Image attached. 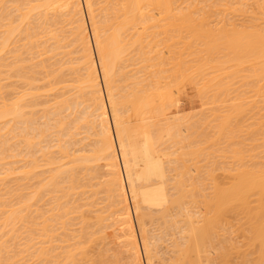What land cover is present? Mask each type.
Masks as SVG:
<instances>
[{"label": "bare ground", "instance_id": "6f19581e", "mask_svg": "<svg viewBox=\"0 0 264 264\" xmlns=\"http://www.w3.org/2000/svg\"><path fill=\"white\" fill-rule=\"evenodd\" d=\"M1 1H0V3H1ZM4 1L5 0H3L2 3H4ZM11 1H12V4L14 5L13 9L15 8L14 10H16V12H18V13L20 12V14H18L17 17H16V15H14L13 17L12 16L10 17L8 12L11 10L13 11V9L9 10L8 12H7V10H8V8L9 9L11 8L12 4L10 7L8 6V8L6 7L5 4H3L5 6L0 4V6H2L1 8L3 9V11L0 12L1 13L0 21H2V23L0 22V26H1V28L3 27L2 30H4L3 32L2 31L0 32V40H1L0 46H1V48H6V46L9 44V41L11 40V36L13 37V35H15V33H18V34L22 33V34H24V36L28 35V37L25 38L26 40H30V38H32V37L34 40H36L35 38L36 37L38 38V35L39 36H42L41 34L46 35L45 39H47V41L48 40H50V42L53 41L52 44L49 46V49L47 48L46 51H44V49H46V48L43 47L44 48L43 49V48L39 47L41 45L45 46L44 42H43V44L40 43L41 41L37 43V44H39V43L41 44V45H38V47L40 48L39 49L37 47V45H35L36 41L35 42L33 41L34 42L33 47H36L37 49H39V51L42 50V53L44 51L45 54H46V52H49V54H50V51L51 52L53 51L52 53H53V55H55V52H59V51H61V49L62 50L65 49V51H67L69 48L71 49V47L74 46V48H72L71 50L69 49V52H67V53L65 51L63 53H62V51L59 52L60 56L62 54L64 55V53L68 54V56L62 55L61 58L63 61L57 62L56 65H59L58 66L59 69H57L58 73L56 72V70L53 69L54 72L57 73V75L53 72L52 67H51V70L49 68L50 73H54L53 79L51 77L52 74L50 75L48 72L49 70L45 71L44 77L47 76L46 72H48L50 79L48 77L47 78L49 80L52 79L51 81H53V84L51 83L52 85L50 84V87L51 86L57 87L60 85L62 86V87L60 86L61 88L59 87L60 89L58 91H60V92L57 91L58 93L54 94L56 96L52 97V98H54L53 102L49 100L50 103L52 102L54 104L51 103V105H50V103H49L48 105H50V108L52 106L53 107L50 109L49 107L44 106V109H43L44 111L42 110L44 113L41 112L42 116L37 117V115H36L37 118L42 117L45 120V122H43L40 125H37L38 122H36V119H35L36 117H34V115H35L34 113H36L37 111L36 112L33 111L34 113L32 111H30V108L33 109L34 107H36L34 105H39V103L38 104L36 103V99L38 98L39 95H34V93L33 94L32 93H29V94L28 93L27 94L21 93L19 95V92H18V95L16 96L15 100L11 99V100H9L11 102H9V103L5 102L0 107V121L6 120L5 121L6 124H5V122L3 124V121H2V124H1L2 125V128H1L2 131L1 132L3 133V130L7 127L6 129L8 132L3 133L6 136V138H7V136L9 137V135L12 133L13 134V136L11 134L12 137H14L16 135L15 138H17V140L21 139L20 143L21 142L23 143V141H24L23 148L27 147L24 152H22L21 149H18L20 151H18L19 153L16 152V154H17L16 156H18L20 154L21 160H24L23 156H25V155L23 153H25L26 150H28V149H29V151H27V152H29L30 154H32L30 152V150H32V149L36 150L35 153L32 150V152L34 154H39L40 152H43L44 150H45V154H46L47 149H48V151L51 152V150H49V149L52 148L53 146L50 144L51 141L50 140L48 141V139L54 138L53 140L55 141L56 147L59 149L58 152H60V154L57 151H55V152H57L58 155H62L60 157L59 161H57V162L61 163V159L65 160V163L63 162L64 164L62 163L61 166H58L57 164H54V162L57 160L56 159L57 156H56V158H55L56 160H55V159H51V157L54 155H52V156L50 155L51 157H49L48 153H47V155H44V153L39 155L40 159L44 157L42 160L47 159L46 156H48L49 160H51V161L54 160L53 162H51L49 160H45V161H48L51 164L53 163V165H57L58 168H55V170L53 172L50 171L51 174L49 173V176L50 175H52V176L50 178H47V179H50V181L49 180H48V182L45 181L46 183L40 184V186L37 184L38 186H36V188L37 187H40V188L37 189L34 193L32 192L33 193L32 199L35 200L40 195H42L41 194L42 191L43 192L49 191L47 189L48 188L50 189V187L46 188V186H45V185H47V183L49 186L51 185L54 188L58 187V185L62 186L61 182H58L59 184L57 183V180L61 179V177H62V180L63 179L65 180L64 181L65 183H66V181H68V184L63 183L64 184L63 187H65L66 185H69L70 186L69 189H71V188L73 189L74 186H76V185L73 186V184L77 180V177H78L77 175H79L81 173V172H79V173L76 172V170L82 171V173L85 171L86 172L88 171V173L90 172V174L86 173V175L88 174L86 176V178H89L90 175L93 178L92 175H94L96 173L95 172L96 169L93 170L95 168V166L97 167L98 165H101L104 163L101 166L104 167V171H108V174H105V176L106 175L107 176L104 177L106 179V181L103 182V180H102V182H100V184H101V186H103V189L105 190L104 192L107 194L106 196L109 199L110 209L113 208L112 214L115 217H113L111 222L113 220H114V222L112 225L105 227L107 224H106V222L104 223V221L105 220L107 221L109 219V217L110 218H112V217L110 215H109L108 219L101 217L102 215L100 216L99 213L102 210L100 209L101 211L99 210V213L97 216L98 218H95V219H97L95 221H98V222H96L97 223L96 225L100 226V228L102 227V230L98 234V235H100V233H101V235H100L101 237L97 238L98 236H94V235H97L96 234V233H98L97 230L98 231L100 230V228L95 225V227L97 228L96 231H94L92 229L93 233H92V231H90L91 235L88 234L89 237H88V235L87 236L84 235L88 239V240L85 239V242L89 241L87 243H89V244L93 243L91 241V239H93L94 237H95V239H93V240H95V241H99L100 238H101V240L103 239L104 241H106L107 239L110 240L111 242L110 241H107V242L114 244L115 245V246L113 245L114 247H118V248L120 247V249L122 250V253L125 255V259L127 261L126 262L127 264H213V263H215V264L216 263L217 264H264V170L262 168V166H264V165L260 166L262 168V169H260L261 171L258 170L260 168L259 165L258 166L256 165L258 167V169L255 167H252L253 168V170L251 168L252 173L250 172L251 170H249L250 168H248L249 166H247L248 169H246V166H243L244 165L243 163H241V164L239 163L241 166H238V168H241V170L238 168H235L234 170H236V169L237 170L234 173H233L232 168L223 169L222 171L225 170L223 172L224 175L228 176L230 174L229 178L230 177L233 178V175H234V180L231 179L232 180V181L230 180L231 182L226 180L227 183H230V184L228 187L225 188V187H223L224 185L222 184L223 183L222 180L216 181V180H220V177L218 175H217L218 176L217 177L216 174H214L216 171L211 170V169H214V166L216 165L215 161H217V160H215V161L213 160L215 163H213V161H212L211 164H208V161L209 160L211 161V157H212V159H214L215 155H217V154L214 155V153H216V151H218L217 153L221 152L219 155H221L223 153L222 151H225V152L227 151V150H222V149H221V151L220 150H213V147L218 148L216 141H214V140H217L218 143L220 142L221 144H223L222 142H225V141H226L225 143H228L227 141L228 140L230 141L234 137V134H236V131H238V129H239L238 133L241 134L240 131L243 128L241 129L240 127H238L239 126L238 124H237L238 126L236 125V127H235L234 123H236L238 121V119L241 118V116H244L243 113L245 114L246 109H248V111L251 113V111L248 108V105H246L245 104L246 102H245V103H243V106H242L243 108H242L241 102H239V103L234 104L235 107L237 106L236 108H234L233 103L231 105V103L229 102L232 107L230 105H227V107L229 106L228 110L227 111L222 110L224 112L226 111L225 113L223 112V115H225V117L222 115L221 118H220V116H218L219 118H216V120L220 119L219 120L220 122L215 120V122H218V123H216L218 125L216 126V124H214L215 122L213 123L212 126H210V124H209L210 128H207V130H210L211 128H213V131L215 129V133L217 132L216 136H215L214 132L211 133V134H213V136L211 135V137L207 136V134H206L207 137H205L204 131H205V133L207 132L204 129L207 125L206 122L203 123L206 125L202 126L201 122H198L201 120L195 121V122L199 123V125H197V127L199 126V128H196V126H195L196 124L192 123V122H194V120H196V116L198 115V113L196 114V116L194 114L197 111L193 114L195 116V117L193 116L195 119H192V117H190V116H192V114L188 115V116L185 115V117H182V115H179L180 117L177 119V115L173 114V115L168 116V114L166 113L167 110L170 111V109H169L170 106L172 108L176 104L175 102L178 103V101H175L176 99L178 100V95L174 94L175 90H176L175 87L179 86L178 83H184V82H187L189 80H192L194 82L196 80L195 84L193 82L192 83L194 85H196L195 86V88H196L198 83L200 82L199 86H198L199 88L198 87L196 88V91L198 90L197 93L202 95L199 98V100L201 98H203V100L201 99L202 101H200V103L201 104H202V102L206 103V104L204 103L205 106H203V104L201 105L202 106V109H201L202 112H201V110L198 111V112H200V114L198 116L202 117V115H203L202 113L204 112L203 110H205V109H203V107H206L207 104L211 105L213 103V101L215 100L214 98H217L218 94L223 95V74H225V73H223V69H224L223 63H225V64L227 63V62H223V53H225V52H223V47H224V49H227L228 51H232L229 53H233V55H236V57H237L236 60H235V56H234V58H231V59H233L232 62L234 60H235V62H243L241 60L238 61L239 60L238 57L240 56V54L243 55V54L247 53L248 49L250 51H248L247 55H249L250 52H252L251 50H253V51L255 50L257 52V49H261L263 51L262 48H264V46H263L264 40L262 39L263 38L262 31L260 30L261 34H259V35H257V33H256L257 31H253V35L256 37L249 35L252 38L254 37L252 40L253 42L251 41V38H246L248 40L243 41L244 36L242 34H245V33L242 32V29L239 30L242 32V34L238 33L239 31L237 28H236L237 30L236 29L232 30L233 33H235V34L237 33V35L240 34L242 39H241L240 35L237 36L235 34L234 35L230 34L231 35L230 36L229 33L230 32L232 33V31L228 32V35H229L228 36L227 31L229 29L228 30L225 29V27L223 25V22H224L223 11H227L229 9L227 7L228 9L223 10L224 9L223 7L226 8V6H227L226 2L223 6V2L226 0H224V1L223 0H11ZM11 1L10 2L7 1V2H9V4H10ZM235 1H237V0H235ZM230 2H232V1L230 0ZM237 2L239 3L240 1H237ZM242 3H243V1H242ZM230 4H233V3H230ZM1 8H0V11H1ZM244 8H243V6L241 8V12H242L241 14H243V15H239V16H245L244 15L245 13H243V12L246 11L248 8H246V10L242 11V9H244ZM231 9L233 10L234 8L232 7ZM84 11L86 13V17H87L88 22L85 19ZM11 13H13V12H11ZM248 14L246 15V17L248 16ZM254 17H256V16H254ZM254 17H253L252 21L255 20ZM12 18H17V19L13 20ZM33 18L35 19L34 21L36 22V26L34 23H33L34 25H32L31 24L32 22H30L31 20L33 21ZM229 18H231V16ZM26 20H28V23L26 22L27 26L26 27L21 26V25H23V23H25ZM6 21H7V23L3 24V22H6ZM248 21H250V20H248ZM255 22L256 21H254V23ZM15 23H18V24L15 25ZM30 24H31V30L29 32L27 30L30 29V27H28V26H30ZM65 24L67 27L69 26V29L67 28L68 30H65L63 28V26ZM60 25H61V27H60ZM231 25H233V24H231ZM256 25H258V24H256ZM20 26H21V28H20ZM32 26H34V28ZM24 28L26 30H24ZM253 28H255V27H253ZM20 29H22V30L20 31ZM63 29L65 31H63ZM223 29L225 30V33H223V31H224ZM247 30H249V29H247ZM23 31H25V33ZM254 32H255V34H254ZM26 33H29V34H26ZM47 36H48V38H46ZM245 36H246V34H245ZM260 36H261V38H260ZM19 37H20V35H19ZM14 39H15V37H14ZM33 39H31V40H33ZM31 40L29 41L30 45L28 43L27 44H28V46H30L32 48L31 45H33V44H31L32 43ZM249 41H251V42H249ZM10 42H12V40ZM15 42H16V40H15ZM244 42H246V43H244ZM241 45H242V48H240ZM245 46H246V48H245ZM25 47H27V45ZM30 47H29V49H30ZM36 48L35 49L33 48L34 50L28 49V51H30L29 53L31 55H33L32 52H34L35 50H36L35 53L38 52ZM50 48H51V50H50ZM25 49H22V51ZM240 49L241 50L247 49V50H245V53H243L244 50L241 52ZM72 50H74L75 52H73V53L75 55L77 54V56H78L77 58L75 57L74 60L69 58V56L73 54V53H71ZM13 51H15V50H13ZM22 51H20V52L22 53ZM28 51H26V52H28ZM255 51L251 53L253 56H254V53H256ZM262 51L257 52L256 55H257L258 59H260V56L258 54H262L264 52V51L263 52ZM16 52H18V51H16ZM260 52H262V53H260ZM8 53L10 54L9 51H8ZM35 53H34V55H35L34 57H36L39 52L37 54H35ZM59 53L57 55H59ZM251 54L249 55V57L252 56ZM39 55L41 56V51H40ZM247 55H246V57H247ZM256 55H255V57H256ZM26 56H25V58H26ZM28 56H29V54H28ZM228 56H229V54H228ZM21 57H22V55H21ZM34 57H33V59H34ZM44 57H43V59H44ZM50 57H49V59H50ZM53 57H55V56H53ZM230 57H232V54L230 55ZM255 57H254V59H255ZM14 58H16V57H14ZM19 59H17V60H19ZM21 59L24 60V58H21ZM45 59H46V57H45ZM51 60H52V58H51ZM247 60H248V58H247ZM263 61H264L263 58H261V61H259V62H262V64H263ZM19 62L22 63V60ZM19 62H17V63H19ZM26 62L29 63L31 61H29V62L26 61ZM250 63H252V62H250ZM0 64H2V63L0 62ZM14 64L15 63H13L12 65L10 64V65L13 66ZM34 64L33 63L31 64L32 67H31V65H29L31 69H29V66L26 65V66H28L27 70H30L29 73L27 72L29 75H30V72L34 71V70H32V68L35 67ZM43 64H44V62H43ZM167 64L169 65V67L167 66ZM15 65H14L13 69L17 66V65L15 66ZM37 65H39L37 67L41 66L40 67L41 69L45 68L44 66L40 65V63H37ZM51 65H53V64H50V66ZM263 65H260V68H262ZM22 66H23V64L21 65V67ZM55 66H53V67H55ZM64 66H65V69L68 68L67 72L70 70V72H72V74H74L73 76H75L76 74H78V75L75 76V78H73V77L71 78V76H72V75H70L71 73L66 74L67 73L66 72L65 74L67 76H70V78L69 77L64 78L65 74H62V73H64V70L61 69V68H64ZM164 66H167V67L165 68ZM48 67H49V65H48ZM128 67H131V68L133 67L132 68L133 70L129 71V69H131V68H128ZM135 67H137V68H135ZM242 67L245 68V65ZM5 68H6V66H5ZM16 68H15V70L16 71L18 70V73L15 75H17V76L22 75V74H20V69L19 68L16 69ZM228 68H229V66H228ZM237 68H238V65H237ZM253 68H254V66H253ZM6 69H5V71H6ZM58 70H60V71H58ZM229 70H231V69H229ZM229 70H227V71H229ZM21 71H22V68H21ZM232 71L235 72V70H232ZM263 71H264V68L260 71V72H262L261 73L262 75L264 74ZM36 72L37 71L35 70V72H33V73H36ZM144 72H145V74H143ZM33 73H31V74L33 75ZM256 73L254 71V76ZM23 74H24V72H23ZM231 74H233V73H231ZM238 74H239V72H238ZM261 74H259V75H261ZM243 75H244V73H243ZM259 75L257 74V76H259ZM17 76H15V77H17ZM31 76H28L27 74L25 75V77H28V78H30ZM34 76L35 75H33V77ZM244 76H246V75H244ZM22 78L23 77H21V81L22 82L24 81V84L27 81H28V83L31 82V83H29L30 85L32 83H34L33 81L27 80L28 78H26L27 81L25 80V78H24V80ZM36 78H37V76H36ZM39 78H41V77H39ZM47 78H45L43 80L45 81ZM226 78H228V77H226ZM3 79H5V78H3ZM7 79H9V77H7ZM33 79H30V80H33ZM165 79L168 82L165 81ZM201 79L203 80L204 83L202 82ZM256 79H259V78H256ZM261 79H263V78H261ZM19 80H20V78H19ZM197 80L199 82H197ZM34 81L36 82L35 79H34ZM161 81L164 83L162 84ZM241 81H243V80H241ZM245 81H246V79H245ZM248 81L249 80H247V82ZM45 82H47V80ZM48 82H50V81H48ZM117 82H118V85H117ZM6 83H8V82H6ZM18 83H20V81ZM175 83H176V85H174ZM34 84H33V87L31 86V88H33V89H31L32 92H33V90L35 91L37 89V86L35 88ZM119 84H122V86ZM123 84H124V86H123ZM171 84L173 85V87L171 86ZM200 84L201 85L203 84V85L201 86ZM14 85H15V83H14ZM41 85L43 86V84H41ZM246 85L247 84H245V86ZM1 86H2V84H1ZM46 86L49 87V83ZM227 86H229V85H226V87ZM48 87L47 88L45 87V89L46 90L49 89ZM53 87H51V88H53ZM29 88L27 89L28 91L30 90ZM51 88L49 91H52V92L54 89H56V88H54L53 90H51ZM172 88H174V91L172 90ZM202 88L205 89V91H203ZM39 89H37V90L40 91ZM199 89H201V90L199 91ZM228 89H232V88H228ZM10 90L11 89L9 88V91ZM7 91L8 90H6V93H7ZM15 91H17V90H15ZM228 91L229 90H227V92ZM22 92H24V91L22 90ZM206 92H207L208 96H210L209 93H211V94L213 93V95H211V97L209 98V102H208V97L205 95ZM14 94H15V92H14ZM173 94L175 96L177 95V97L175 98V96ZM199 94H198V97L200 96ZM254 94H256V93H254ZM203 95L205 97H203ZM241 95H239V96L241 97ZM4 96H5V93H4ZM4 96H3V99H5ZM27 96H30L28 100L25 99V98H27ZM40 97H41V95H40ZM223 97H222V99H220V97H218V99L222 101ZM229 98H231V97H229ZM244 98H242V99L243 100L248 99V98H245V99ZM1 99H2V97H1ZM3 99H2V101H0L1 103L4 102ZM48 99H49V97H48ZM210 99L211 100L213 99V100L211 101ZM5 101H7V100H5ZM39 101H41V100H39ZM39 101H37V102H39ZM252 101H254V100H252ZM214 102H216V101H214ZM247 102H249V101H247ZM261 102H263V100ZM219 103H221V102H219ZM43 104L45 105L46 103L44 102ZM216 104H218V103H216ZM237 104L238 105L240 104V105L238 106ZM40 105H41V103H40ZM179 105H181V104H179ZM245 105H246V108L244 107ZM257 106H258V104H257ZM27 108H29L30 112L25 111V109H27ZM45 108L47 110H45ZM241 109H243L244 111H242ZM258 109L259 108H257L256 111L259 112L260 109L259 110ZM229 110H231V113L236 111V110L237 111L241 110L239 112H241L242 114L239 113V114H241V116H239V114H237V111H236V113L234 112L233 114H230ZM40 111H39V113H40ZM207 111H208V109H207ZM248 111L246 113H248ZM66 112H68V115L62 116V114L66 113ZM227 112H229L230 115ZM253 113L249 114L248 116H250V115L252 116ZM262 113H260V114H262ZM209 114H212V113H209ZM260 114H257V115L260 116ZM63 115H65V114H63ZM73 115H75V116L73 117ZM208 115H206V116L208 117ZM231 115H233L234 118L237 117L236 121H235V119H232L233 121L230 120ZM70 116H72V119L68 120V118ZM216 116H217L216 114H213L210 117V119L212 117H213L212 119H214ZM259 116H257V118L262 119V117L261 116L259 117ZM253 117H254V115H253ZM263 117H264V115H263ZM180 118L183 120V122ZM189 118H191V121H189L190 120ZM179 119H180V121H179ZM200 119H202V118H200ZM210 119L209 120L205 119V121L208 122V121H210ZM38 120L39 119H37V121ZM184 120L189 121L190 123L186 122ZM231 121L234 125L232 123H230ZM252 121H254L253 118H252L251 122ZM259 121H264V120H259ZM9 122H11L12 124L10 123L11 125L4 127V125H7V123H9ZM51 122H54V124H51ZM180 122H182L183 125ZM257 122L258 121H255L254 124L256 125ZM40 123H41V121H40ZM258 123H260V122H258ZM258 123L256 126H258ZM230 124L232 126H234L236 128V130L230 131L229 129H232V128L235 129L234 127H230L229 126ZM191 125L195 126V128ZM243 125L244 124L242 123L240 126H243ZM200 126H202L201 129H200ZM249 126H250V124H249ZM260 126H261V124H260ZM237 127H238V129H237ZM243 127H245V125ZM251 127H253V126L251 125ZM192 128L194 130H192ZM261 128H263V127H260V129ZM196 129H200V130L198 131ZM249 129H252V128H249ZM263 129L260 131H263ZM195 130H196V132L193 133V135L195 134L197 136H194V138H193V136H190V135ZM245 130H242V131H245ZM253 131H256V129L255 130L252 129V131L250 133H252ZM200 132L202 133L201 134L202 136L204 135L203 137H199ZM229 132H231V133L233 132V134H231ZM7 133H9V135ZM244 133L246 134V132H244ZM1 134H0V138H2L1 136H3ZM198 134H199V136H198ZM226 134L232 135L233 137H231V138L229 136L227 137V136H225ZM239 134H237L238 137H239ZM245 134H243V135H245ZM262 134H264V133H262ZM220 135L224 136V138L221 139L224 141H219L220 137H221ZM80 136H81V138H79ZM182 136L183 137L185 136V137L183 138ZM19 137H20V139H18ZM91 137H94L93 144H92V140H90ZM187 137L190 138V139H188L190 141L186 140ZM196 137H198L197 140H199V138L202 141H203V138H206V139H204L203 142L201 140H199V142L201 141L202 143L200 142V144H196V143H199L197 140L195 143L194 139ZM217 137H218V139H217ZM242 137L238 138V140L239 139L241 140ZM260 137H262V135ZM6 138H5V140H8ZM40 138L43 140H41ZM191 138H193V142H192ZM211 138H213V140ZM9 139H11V137H9ZM208 139L210 141H208ZM88 140H90V142H91L92 146L91 145L89 146L91 149H89L88 146H84L85 141L87 142ZM234 140H235V138H234ZM261 140L264 141V138L262 137ZM3 141H4V139L1 140V143L6 147H4V150H3V145H1V143H0V145H1L0 146V152H2V153L5 151V148L11 149L9 144H11L10 141H13V139L8 141L9 144L7 143V141L4 142L5 143L4 144ZM231 141H233V139ZM15 142H17V141H15ZM42 142L43 143L45 142V144H46L44 147L40 145V143L42 144ZM90 142L87 143V145H89ZM214 142H215V144H214ZM235 142H237V141H235ZM18 143H19V141H18ZM20 143H19L18 147L21 145ZM52 143H54V142L52 141ZM193 143H195V144H193ZM212 143L215 146H213ZM258 143L260 144V141ZM189 144H190V146L194 145L195 148L193 146H191V147L188 146V149H187L188 151L185 149L179 150L182 147H185V146L187 147V145H189ZM202 144L203 145L205 144L204 147H201ZM253 144H255V142ZM7 145H8V147H7ZM39 145L41 147H39ZM179 145H180V147H179ZM199 145H200L201 149L199 148ZM207 145L209 146L208 147L209 150L207 148ZM211 145L213 146L212 148H211ZM76 146H77V148H76ZM21 147H22V145H21ZM85 147L86 148L88 147V149H86ZM223 147H224V145H223ZM232 147L229 146V148H231L230 153L233 152V149H234V152L232 154H230V157L237 159V156H239L238 160H239V158H241L240 161H242L244 156L240 157V154L242 155L241 146L240 147L238 146L239 148L235 147L236 149H239V151L236 150L235 148L232 149ZM175 148H177L178 150L175 151ZM197 148H198V150H197ZM205 148H206V150H204ZM219 148H221V146H219ZM224 148H226V147H224ZM229 148H227V149H229ZM10 149L7 150V152H11L12 155L15 154V153H12V150L14 152V150H17V149H11V151H10ZM169 149H173V150L169 151ZM210 149L213 150L212 153H211ZM214 149H216V148H214ZM229 150H228V152H229ZM261 150L263 151L264 148ZM177 151L178 152H180V151L184 152L185 151V152L184 153L180 152V154H179ZM201 151H202V153H201ZM203 151H205V152H203ZM237 151H238V153H240V151H241V153L237 154ZM225 152L221 156H223V155H224V157H225V155L228 156L227 154H225ZM228 152H226V153H228ZM2 153H0V160L3 161L4 156H5V155L3 156V154H6V151L3 154ZM29 153L26 154V155H29V157L25 156V158L28 157V161H29L30 156L31 157L33 156L31 159H33L34 156H36L34 154L30 155ZM173 153L179 157L178 158L173 157V159H171V157L173 156L172 155ZM254 153H253V155H254ZM257 153H260V152H257ZM257 153H255V154H257ZM9 154H8V157H11L12 155L9 156ZM201 154H202L201 157H203V158L199 157ZM203 154H205V155H203ZM251 154L248 153V155H250V156H251ZM206 155H208V156L205 157ZM211 155H213V156H211ZM234 156H236V157H234ZM250 156H248V157H250ZM1 157H3V158H1ZM8 157L6 155V158H8ZM18 157H15V155L12 156V158H15V161H16L15 162L12 159L13 164H15L19 161L21 163V160H19V161L16 160V158H18ZM245 157H246V155H245ZM245 157L243 160L244 162H246V160H247V158L245 159ZM198 158L202 164H203V161H201V159H203V160L205 159L204 164L207 163L208 167L211 166L213 163L212 167H209V168L206 167L207 165L205 164L204 167H206V169L208 168L207 170L202 169L203 172L205 171L204 172L205 174L204 173L203 174L206 177L205 176H203V177L206 178V180L204 178V180L206 182L201 179L202 176L200 178L198 177L199 180H202L205 182V183H202L201 181H199V183L200 182L202 183L201 185L204 186V188L200 187L201 185L199 184L200 185L199 186L198 182H196V185L194 183L195 180H197L198 178L195 179V177H193V175H194L193 172L198 173L201 170V169L199 170L200 167H196V166L200 165L197 162L199 160H196ZM36 159H38V157L37 158L35 157V159L31 160L32 162L30 165L27 163L28 161L25 163L24 162L25 160H24L23 162L25 163L24 164L25 167L23 166L24 168H22L21 167L22 165H20L21 170H25L27 168L26 164H28L27 169L29 171V174H30V172H32L31 170H33V169H35L33 171H36L40 167V166H38V164L41 165L40 163L43 162V161H40V159H39L40 163H37L39 161H37ZM234 159H233V162L238 161V160H234ZM251 159L249 158L248 160H251ZM9 160H10V158H9ZM12 160H11V164H12ZM194 160H195V164H194V162L192 163V161H194ZM225 160L227 161V157ZM231 160L229 162H231ZM254 160L256 161V158L253 159V162H254ZM2 161H0V162H2ZM188 161L189 162L191 161L192 164L189 163ZM97 162H99V163L102 162V163L95 165V163H97ZM185 162L187 164H190V165L187 166ZM233 162H231V163L233 164ZM263 162H264V160H263ZM2 163H0V165ZM9 163H8V165H9ZM50 163H47V165L50 166ZM227 163H228V161H227ZM261 163H262V160H261ZM5 164H3V165L5 166ZM93 164L95 165L94 168L92 166L90 168V165H93ZM247 164H250V163H247ZM228 165L230 167L229 163H228ZM37 166H38V168H37ZM219 166H217V167H219ZM242 166H243V169H242ZM9 167H10V165H9ZM32 167H33V169H32ZM43 167H46V166H42V168ZM220 167H219V169L221 170L222 167L221 168ZM201 168H202V166H201ZM244 168L248 171H246ZM7 169L8 168H6L5 171ZM15 169L17 170L20 168L18 166V168H15ZM27 169H26L25 173L21 170H20V172H23L24 175H28ZM49 169H51V167ZM80 169H82V170H80ZM227 169H231L230 170L231 172L230 173L226 172ZM8 170L12 171L13 169H11V167H10V169H8ZM47 170H48V167H47ZM254 170L256 172H254ZM42 171H43V169H42ZM17 172H19V171H17ZM26 172H27V174H26ZM97 172H99V171H97ZM236 172H238V173L236 174ZM13 173L14 172H12V174ZM33 173L34 172H32L31 174L34 175L35 173L34 174ZM47 173L48 172H46L45 174H47ZM52 173H54V174H52ZM5 174H7V173L5 172ZM9 174H7V175H9ZM12 174H10V175L12 176ZM14 174H16V173H14ZM62 174H65V176L63 177ZM97 174L94 175V176H96V179H97V177L100 176V174H99V176H97ZM191 174H192V176H191ZM231 174H232V176H231ZM7 175H4V177H2V178L8 179ZM32 175H30V176L32 177ZM38 175H40V174H38ZM41 175L44 176L43 174H41ZM84 175H85V173H83L82 176H84ZM198 175H194V176L197 177ZM224 175H223V177H226V179H227L228 177L224 176ZM1 176L2 175H0V179H1ZM207 177L209 179H207ZM223 177H221V178H223ZM20 178H21V176H20ZM40 178H41V176H40ZM79 178H81V176L78 177V182H80ZM92 178H90L89 180H91ZM62 180H59V181H62ZM208 180H210L211 183H210V181L208 182ZM226 181H224V182H226ZM94 182H95V180H94ZM220 182H221V184H220ZM103 183H104V185H103ZM206 183L209 186V189L207 188ZM227 183H224V184H227ZM8 184H10V183H8ZM81 184L82 183H80L78 185L81 186ZM100 184L98 187H100ZM209 184L210 185L212 184V185L210 186ZM2 185H3V183H2ZM205 185H206V187H205ZM61 186H59V187H61ZM83 186L85 187V184ZM68 187L63 188V189L68 190ZM98 187H96V189L100 190ZM100 188H102V187H100ZM199 188H200V190H199ZM201 188H203L204 192L201 191L202 190ZM72 189H71V191H73ZM75 189H76V187H75ZM94 189L95 188H92V190H94ZM6 190H7V188H6ZM44 190H47V191H44ZM53 190L57 191L56 189H53ZM67 190H64V191L67 192V194H69V192L71 194V191L69 190V192H68ZM92 190L90 187V191H92ZM208 190H210V191H208ZM82 191H83V189H82ZM200 192H203V193L200 194ZM208 192L209 193L211 192V193L209 194ZM52 193H53V191H52ZM205 193H206V195H205ZM65 194L63 193V195H65ZM73 194H74V192H73ZM46 195H48V194H46ZM252 196H253V199L250 198ZM6 197L8 198V196H6ZM33 197H35V198H33ZM66 197L67 198H64V197L63 198L64 199L69 198L68 196H66ZM107 198H106V200H107ZM249 198H250V200H249ZM90 200H92V199H90ZM253 200H254V202H253ZM29 201H31V200H29V198H28V201H26V202L28 203ZM58 201H59V199H58ZM55 202H57V201H55ZM61 202H63V201H61ZM61 202H59V204ZM104 202H106V201H104ZM129 202H131V207H129V204H128ZM81 203H83V202H81ZM251 203H253V204H251ZM17 204H19V203H17ZM23 204H24V202H23ZM31 204H32V202H31ZM91 204H93V203H91ZM4 205H6V204H4ZM10 205H14V203L10 204ZM27 205H30V204L28 203L25 205L28 208ZM7 206H9V205H7ZM37 206H38V204H37ZM62 206H64V205H62ZM55 207H57V206H55ZM69 207H72V206H69ZM10 208H11V206H10ZM13 208H14L13 209L14 212L11 211L12 209H10V211H9L11 214L7 210V212L10 215L6 214V218H5L6 221H8V222L10 221V222L15 223L19 219H21L20 221H25L26 219H28L26 216V219L22 220L21 215H19L21 212L18 209H16V206L15 207L13 206ZM99 208H101V207L98 206L97 209H99ZM107 208H108V206H107ZM3 209L4 208H2L1 210H3ZM54 209H56V208H54ZM63 209L67 210L68 208L64 207ZM88 209L85 208L84 212L81 211L80 213L81 214L85 213V210L87 212ZM90 209H92V208H90ZM64 210H61V211H64ZM79 210H81V209L79 208ZM18 211L20 213H16ZM25 212L27 213V211H25ZM56 212H54V213H56ZM239 212H241L243 214V216H241V218L243 217V219H244L247 216L246 219H249L248 220L249 223L248 224L246 223L247 227L243 223L244 228H245L244 230L241 229L240 227H238L237 226L238 224H236L237 222H235V224L239 230V231L237 230L239 235H240L241 231L244 232V233L241 232V234L244 235L243 237H245V238L242 237V239H246V241H247V243L244 242L245 246L241 245L243 243L242 241H241L240 245H238V243L236 242L238 245V246H236V244L233 241H232V243H234V244L230 243L231 241L229 243L226 242V241H229L230 237L228 240L226 238H224V235L226 234L225 231L227 230V228L230 226V229H232L234 226L233 224L232 225L229 224L230 221L234 218V217L231 218V216H234L235 214L238 215ZM241 213H239V214H241ZM28 214H30V213H28ZM50 214H53V212L51 211ZM50 214H47L46 215L47 217H44V218L48 219V216ZM58 214H60V212ZM65 214H63V215H65ZM75 214H76V211H75ZM93 214L95 215V213H93ZM16 215L19 216L20 218L17 217ZM10 216H12V217H10ZM54 216H56V215L53 214V218H54ZM238 216L240 219V215H238ZM9 217L12 218V221ZM13 217H17V220L15 221V219ZM22 217H23V215H22ZM63 217H62V219H63ZM65 217H66V215H65ZM84 217H81L80 219H83ZM44 218L42 219V221L44 220ZM49 218H51V216H49ZM56 218H58V217H56ZM67 218H69V216ZM228 218L231 220H228ZM5 219H3V220H5ZM47 219H46V221H47ZM52 219H49V220L51 221ZM234 219H236V218H234ZM49 220L47 222L50 224L51 222ZM133 220L136 223V225H135V226H137L136 228L139 230L140 242L137 240V236L135 233L136 232L135 227L133 225L134 224ZM227 220L229 221V223ZM30 221H31V219H30ZM8 222L6 224H9ZM44 222H45V220H44ZM82 222L84 223L85 219ZM91 222H93V221H91ZM111 222H110V224H111ZM156 222H157V224H156ZM1 223H3V222L1 221ZM53 223H55V222H52L51 224H53ZM107 223H108V221H107ZM153 223H155L154 227L152 226ZM238 223L240 224V221ZM103 224L104 225L106 224V225L103 226ZM224 224H226L228 227L227 226L224 227L223 226ZM11 225H12V223H11ZM34 225H36V223ZM53 225H55V224H53ZM65 225H66V223H65ZM86 225H88V224H85V226ZM243 225H241V227H243ZM12 226L15 227L14 224ZM22 226H24V225H22ZM45 226H46V223L43 226V228ZM83 226H84V224H83ZM149 226L153 227V228H150ZM4 227H5V223H4ZM6 227H8V229H10L9 226H6ZM81 227H82V225L80 226V229H81ZM87 227L88 226H86V228ZM110 227H111V229H110ZM50 228H52V227H50ZM66 228H69V227H66ZM224 228H226V229H224ZM6 229L4 230V228L2 227L0 229L1 230L0 232L6 231ZM25 229H27V228H25ZM39 229H41V228H39ZM42 229H41V231H42ZM103 229H104V231H103ZM177 229H179L178 230L179 233H177L178 232ZM175 230H176V232H175ZM13 231H10V232L13 233ZM24 231H26V230H23V232ZM44 231H45V229H44ZM60 231L62 232L63 229ZM86 231H89V230H86ZM231 231L232 230H229L228 234H230ZM10 232H9V234H10ZM19 232L20 231H18V234H19ZM79 232H80V230H79ZM84 232H85V229H84ZM94 232H96V233H94ZM232 232H234V230ZM36 233H38V232H36ZM44 233L47 236V234H48L47 231ZM172 233L173 234L177 233V235L176 234L172 235ZM234 233H231V234L233 235ZM41 234H42V232H41ZM51 235H52V233H51ZM81 235L82 234H80V236L76 235V236H79L77 238L74 237L76 240H78L77 242H79V243H80L79 239L82 237ZM169 235L174 236V237L180 236L179 237L180 239L177 237L173 241L172 240L173 238L172 237L170 238ZM11 236H13V235H11ZM20 236H22V235H20ZM24 236H26V234ZM90 236H91V238H90ZM167 236H169L168 238H170V240H172L171 244H170V242H168ZM225 236H227V235H225ZM233 236H235V235H233ZM55 237H57V236L55 235ZM55 237L53 235V238H55ZM58 237L61 238V236H58ZM30 238H32V237H30ZM30 238L28 237L27 240H29ZM105 238H107V239H105ZM3 239H5V238H3ZM165 239H167V240L164 243L166 244V242H167L168 245H171V248H167V250L172 249V250H170V252H172L171 253L172 255L169 254V252L167 253V251H166V253H163V254H167L168 256H171V257H168V260H164L163 258H165V257H163V256H162L163 258L161 257L162 258L161 259L160 258V256H161L160 252L157 255L158 251H156V250H160V249H157L159 247H158V244L156 245V243L157 242L159 243L160 241H162V243H163V241ZM177 239L180 241H178ZM13 240H15V236H14ZM18 240H15V241H18ZM34 240L35 239H33V241H31V242L34 243ZM45 240H46V238H45ZM70 240H71V238H70ZM103 240H102V242H103ZM152 240H153V242H152ZM38 241H39V239H38ZM68 242H70V241H68ZM85 242H84V244H87ZM41 243H43V242H41ZM79 243H75V244L78 245ZM16 244H18V243H16ZM27 244H28V241H27ZM59 244H60V242H59ZM84 244L83 245L80 244L78 247L76 245V247H77L76 250H75L76 247L73 246L74 250H75V251L72 250L73 254L70 253V251H69V250H71L70 248H69V250H66L69 253L66 252L68 255H66V253H64V255L67 256L66 260H64L65 264H83V262H84L83 260H85L91 256L88 253L90 256L88 255L89 257H86L87 253H85V251L87 249L85 250L84 247H82V246H84ZM104 244H105V242H104ZM167 244L165 245V247L168 246ZM246 244H247V247H246ZM253 244L254 245L257 244V246L255 245L257 248L255 246H253ZM36 245L38 246V244H36ZM48 245H50V238H49V244ZM51 245H53V244H51ZM88 245H86L85 248H87ZM99 245H101V244H99ZM160 245H162V244H160ZM248 245H249V248H248ZM0 246L2 247L1 243H0ZM57 246H56V248H57ZM110 246H111V244H110ZM239 246L240 247L242 246L241 249L239 248ZM243 246L247 248V249H245V253H244V249L242 250V248H244ZM250 246H252V247H250ZM44 247H46V246L44 245ZM52 248H51V250H52ZM101 248L103 249V247H101ZM118 248L115 249V252H114L115 254L112 252V255H116V252H118V251L121 253V250ZM2 249H3V247H2ZM6 249H8V248H6ZM31 249H33V248H31ZM35 249H37V248H35ZM45 250H47V249H45ZM94 250H96V249H94ZM116 250H118V251H116ZM239 250L242 252L240 253ZM246 250H248V251H246ZM77 251H78V253H76ZM249 251H251V254H254L256 257L253 256L255 258L252 259L251 258L252 256H251ZM35 252H37V251H35ZM104 252H105V250H104ZM247 252H249V253H247ZM22 253H23V251H22ZM47 253L49 254V251ZM50 253H51V251H50ZM55 253L57 254V252H55ZM99 253H98L99 258L96 256L98 259H96V257L94 259L92 256V258L94 260L89 259L92 261L91 262L87 261L89 263H87L85 261L84 264H86V263L87 264H102V262H105V264H106V262L109 263V261L112 264L113 263L119 264V261H118L119 257H117L118 253L115 256V258L118 259V260L116 259V261L114 260L115 259L114 257H113V260H111L112 259L111 257H110V259L108 258L106 260V258L103 257L104 255L101 254L102 251L100 254ZM106 253H108V252H106ZM109 253L111 254L110 251H109ZM120 253H119V255H120ZM43 254H44V251H43ZM43 254H41V255H43ZM108 254L106 255V257L108 256ZM141 254L143 255L144 260H143V258H141ZM234 254H236L235 259L236 258H237V260L239 259L238 261L232 257ZM1 255H2V253H1ZM24 256H25V253H24ZM31 256H33V255H31ZM48 256H50V255H48ZM34 257H37V256H34ZM38 257L40 259V255ZM46 257H47V254H46ZM101 257H102V260H101ZM64 259H65V257H64ZM233 259H234V261H236V263L233 261ZM7 260H8V258H7ZM16 261H18V260H16ZM26 261L29 262V260H25V262ZM40 261H41V259H40ZM166 261H167V263H166ZM14 262H15V260H14ZM37 262H39V261H37ZM37 262H35V263H37ZM52 262H53V260H52ZM123 262H125V261H123ZM30 263H32V262L30 261ZM8 264H9V262H8ZM18 264H19V262H18ZM49 264H50V262H49ZM52 264H54V263H52Z\"/></svg>", "mask_w": 264, "mask_h": 264}, {"label": "rangeland", "instance_id": "374dc122", "mask_svg": "<svg viewBox=\"0 0 264 264\" xmlns=\"http://www.w3.org/2000/svg\"><path fill=\"white\" fill-rule=\"evenodd\" d=\"M1 1V0H0ZM7 1H11V0H5L4 1V3H2L3 2V0L1 1V5H3V4H5L6 5V7L8 8V6L10 7L11 6V4H12V1H11V3L9 4V2H7ZM224 1V0H223ZM232 2H230V0H226V1H224L223 2V6H224V4H225V2H226V8L225 7H223L224 9L223 10H226V9H228L227 11H223V20H224V22H223V25H224V27H225V29H229L228 31H227V35H228V32L229 31H232V30H235L236 28L238 29V31L239 30H241L242 29V32L243 33H245L246 34V36H245V34H242V32L241 31H239L238 33H241L243 36H244V38H243V41L244 40H248V39H246V38H251V41L253 40V38L254 37H256V36H254L253 35V31H257L256 33H257V35H259V34H261V31H262V36H263V40H264V0H237V1H240L239 3L237 2V1H235V0H231ZM242 1H243V3H242ZM229 2V3H228ZM7 3V4H6ZM230 3H233V4H230ZM238 3V4H237ZM245 3V4H244ZM5 5H3V6H5ZM231 5V6H230ZM13 4H12V6H11V8L9 9L8 8V10H7V12L9 11V10H11V9H13ZM238 6V7H237ZM242 6H243V8L244 9H242V11H244V10H246V8H248L246 11H244L243 13H245L244 15L245 16H239V15H243V14H241L242 12H241V8H242ZM2 6H0V8H1ZM228 7V8H227ZM234 8L233 10L231 9V8ZM4 8V7H3ZM5 9V8H4ZM15 9V8H14ZM13 9V11L11 10V11H9L8 12V14L10 15V17L12 16H14V15H16V17H17V15L18 14H20V12L18 13V12H16V10H14ZM6 10V9H5ZM240 10V11H239ZM3 11V9L1 8V11L0 12H2ZM239 11V12H238ZM11 12H13V13H11ZM231 12V13H230ZM249 14H248V13ZM16 13V14H15ZM22 13V12H21ZM230 13V14H229ZM12 14V15H11ZM84 14H85V19H86V21L88 22V20H87V17H86V13H85V11H84ZM231 16V18H229L230 16ZM248 14V16L246 17V15ZM0 15H1V13H0ZM233 15V16H232ZM228 16V17H227ZM250 16V17H249ZM254 16H256V17H254ZM252 17V18H251ZM253 17L255 18V20L254 21H256L255 23H254V21H252V19H253ZM234 18V19H233ZM237 18V19H236ZM13 20L14 19H17V18H12ZM236 19V20H235ZM247 19V20H246ZM259 19V20H258ZM31 20V19H30ZM35 19L33 18V21H34ZM231 22H230V21ZM248 20H250V21H248ZM5 21V20H4ZM32 20L30 21V22H32L31 24L32 25H34L35 24V26H36V22L34 21L33 22ZM1 23H2V21H0ZM26 22L28 23V20H26L25 21V23H23V25H21V26H27V24H26ZM29 22V23H30ZM230 22V23H229ZM252 24H251V23ZM6 24L7 23V21L6 22H3V24ZM34 23V24H33ZM237 23V24H236ZM254 23V24H253ZM260 23V24H259ZM18 23H15V25H17ZM31 24H30V26H28V27H30V29L29 30H27V31H29L30 32V30H31ZM231 24H233V25H231ZM256 24H258V25H256ZM14 25V26H15ZM29 25V24H28ZM63 25V24H62ZM231 25V26H230ZM245 25V26H244ZM252 25V26H251ZM261 25V26H260ZM21 26H20V28H21ZM65 26V27H64ZM63 26V28L65 29V30H68L69 29V26L67 27L66 26V24ZM260 26V27H259ZM27 27V28H28ZM33 28H34V26H32ZM59 27V26H58ZM60 27H61V25H60ZM223 27V28H224ZM248 27V28H247ZM253 27H255V28H253ZM32 28V29H33ZM68 28V29H67ZM244 28V29H243ZM3 29V27L1 28V26H0V32L2 31H4V30H2ZM5 29V28H4ZM23 29V28H22ZM22 29H20V31L22 30ZM63 29V31H65ZM236 29V30H237ZM247 29H249V30H247ZM253 29V30H252ZM255 29V30H254ZM257 29V30H256ZM259 29V30H258ZM24 30H26L25 28H24ZM224 30V29H223ZM261 30V31H260ZM26 31V32H27ZM260 31V32H259ZM24 33H25V31H23ZM21 33V32H20ZM223 33H225V30L223 31ZM22 34V33H21ZM18 34V33H15V35H13V37L11 36V40H12V42H10L9 41V44L6 46V48H1V46H0V62L2 63V64H0V101H2V99H3V96H4V93H5V96H4V98L5 99H3V101L4 102H0L1 104H0V107L2 106V104H4L5 102L6 103H9V102H11V101H9V100H11V99H16V96L18 95V92H19V95L22 93H34V95H39L38 96V98L36 99V103L38 104L39 103V105H40V103H41V105L39 106V105H34V106H36V107H34L33 109L32 108H30V111H37L36 113H34L35 115H34V117H36V115H37V117H40V116H42L41 114L42 113H44L43 111V109H44V106L46 107H49L50 108V105H51V103L53 102V100H54V98H52V97H55L56 95H54L55 93L57 94L58 92H60V91H58L61 87L60 86H57V87H53V86H51V87H53V88H51L50 87V84L52 83L53 84V81H51L52 79H53V74L55 73L54 72V70H56V72H57V69H59V65H56L57 64V62H62L63 60H62V55L60 56V53L59 52H61L62 51V53L65 51V49H61V51H59V52H55V55H53V51L51 52L50 50H51V48H50V54H49V52H46V54H45V52L44 51H46L47 50V48L49 49V46L52 44V42H50V40H48L47 41V39H45V36L46 35H44V34H41L42 36H39L38 35V38L36 37L35 39L36 40H34L33 39V37L32 38H30V40L31 39H33V40H31V44H33V45H31L32 46V48L30 47V46H28V44L30 45V43H29V41L30 40H26L25 38H27L28 37V35H25L24 36V34ZM26 34H29V33H26ZM31 34V33H30ZM234 35L235 33H233V31H232V33L230 32L229 33V35ZM254 34H255V32H254ZM19 35H20V37H19ZM226 35V34H225ZM228 35V36H229ZM230 35V36H231ZM235 35H237V33L235 34ZM240 34H238L237 36H239ZM248 35V36H247ZM249 35H251V36H254L253 38L251 37V36H249ZM14 37H15V39H14ZM17 37V38H16ZM44 37V38H43ZM240 37H241V35H240ZM259 37V36H258ZM41 38V39H40ZM46 38H48V36L46 37ZM260 38H261V36H260ZM29 39V38H28ZM40 39V40H39ZM241 39H242V37H241ZM15 40H16V42H15ZM19 40V41H18ZM39 40V41H38ZM46 40V41H45ZM1 41V40H0ZM36 41V43H35V45H37V47H38V45H41L40 43H42L43 44V42H44V44H45V46L44 45H41V46H39L40 48H46V49H44V51H43V53H42V50H40L41 51V56L39 55V53H40V51H39V49H37L36 47H33L34 46V42ZM41 41V42H40ZM251 41H249V42H251ZM38 42H40L39 44H37ZM253 42V41H252ZM264 42V41H263ZM28 43V44H27ZM244 43H246V42H244ZM243 43V44H244ZM0 44H1V42H0ZM262 44V43H261ZM27 45V47H25ZM245 45V44H244ZM22 46V47H21ZM225 46V45H224ZM264 46V45H263ZM29 47H30V49L31 50H34L35 48L37 49V51L39 52H36L35 53V51L34 52H32L33 53V55H31L29 52L30 51H28V49H29ZM27 50H26V49ZM34 48V49H33ZM72 48H74V46H72L71 47V49ZM228 48V47H227ZM240 48H242V45H241V47ZM245 48H246V46H245ZM7 49V50H6ZM17 49V50H16ZM22 49H25V50H23L22 51ZM29 49V50H30ZM70 49V48H69ZM69 49L67 50V51H65L66 53L67 52H69ZM70 49V50H71ZM263 49V51H264V48H262ZM5 50V51H4ZM13 50H15V51H13ZM22 51V53L20 52V51ZM244 50V52L243 53H245V50H247V49H240V51L242 52ZM8 51L10 52V54L8 53ZM16 51H18V52H16ZM26 51H28V52H26ZM238 51V50H237ZM248 51H250L249 49L247 50V53H248ZM252 52H254L253 50H251ZM258 51H262L261 49H257V52ZM262 51V52H263ZM20 52V53H19ZM26 52V53H25ZM73 52H75L74 50H72L71 51V53H73ZM223 52H225V53H223V62H227L226 64L225 63H223V73H225V74H223V95H221V94H218L217 95V98H214L215 100L214 101H216V102H214L213 101V103L210 105V104H207L206 105V107H203V109H205V110H203L204 112L202 113L203 115H202V117L201 116H198L199 114H200V112H198L199 110H201L202 109V104H203V106H205V104L202 102V104L200 103V101H202L203 100V98H201L200 100H199V98L202 96V95H200L199 93H197V91H196V88L199 86V79L197 80V82H199L198 83V85H197V87L195 88V86L196 85H194L195 84V81L193 82L192 80H189V81H187V82H184V83H178V85L179 86H177V87H175L176 88V90H175V93L174 94H177L178 95V100L176 99L175 101H178V103L177 102H175L174 104V107H172L171 108V106H170V111H166V113L168 114V116H170V115H173V114H175V115H177V119L180 117L179 115H182V117H185V115H191L192 114V116H190V117H192V119H195L194 117L196 116V114L198 113V115L196 116V120H194V122H192V123H195L196 125V128H199V126L197 127V125H199V123L198 122H201V125L202 126H204V125H206V124H203V123H207V125H206V127L204 128L207 132L205 133V131H204V134H205V137H207V136H209V137H211V135L213 136V134H211V133H215V129H214V131H213V128H211L210 130H207V128H210V126H212L213 125V123L215 122V120H216V118H219L218 116H220V118L222 117V115H223V112L224 111H222V110H228V108H229V106L227 107V105H230V103H231V105H232V103H233V106H234V104L235 103H239V102H241V107L243 106V103H245L246 105H248V108H249V110L251 111V113H253L254 111V113H253V115H254V117H253V115L251 116H248L249 114H251L249 111H248V109H246L245 111L247 112L248 111V113H246L245 112V114L243 113V115L244 116H241V112H239V111H244L243 109H241V110H236L237 111V114H239V113H241V114H239V116H241V118L240 119H238V121L236 122V123H232V119H235V121H236V118H234V116L233 115H231L230 117H231V119L230 120H232L230 123H232L235 127H236V125L238 126V127H240L242 130H245V131H240V133L242 134H239L238 133V131H239V129H238V127H237V129H238V131H236V134H234V137L232 136V135H228V134H226L225 136H229L230 138L231 137H233L232 139H233V141H227L228 143H225V142H222L223 144H221L220 142L218 143V141L217 140H214V141H216V144H217V146H218V148L217 147H213V146H215V145H213V143H212V145H211V148L213 147V150H220L221 151V149L222 150H227L226 152H228V150H229V152L228 153H226L225 151H222L223 153L225 152V154H227L229 157H230V154H232L233 152H234V149L233 148H235V147H237V148H239L240 146H241V149H242V155L240 154L241 153V151H240V153H238V151H239V149H236V150H238L237 151V154H240V157H245V155H246V157H245V159L247 158V160H246V162H244L243 160H244V157H243V160L242 161H240L241 160V158H239V160H238V157L239 156H237V159H234V158H229L228 156H226L225 155V157H224V155L223 156H221V155H219L221 152H219V153H217L218 151H216V153H214V155L215 154H217V155H215V158L214 159H212V157H211V161L209 160L208 161V164H211V162L214 160H217V161H215L216 162V165L217 166H221L222 167V169L220 170L219 169V167H217L216 165L214 166V169H211V170H215L214 172V174H216V176L218 175L219 177H220V180H216V181H223V187H228L229 186V184L230 183H227V181L226 180H228L229 182H231L232 180H234V175H233V178H229V176H230V174L227 176V175H224L223 174V172L225 171H222L223 169H225V168H232V170H233V173L237 170H234L235 168H238V166H241L240 164L241 163H243L244 165L243 166H246V169H248V168H250L249 170H251V168L252 167H255V168H257L258 169V165H259V167L260 166H262V165H264V162H263V160H264V150L262 151L261 149H263L264 147V141L263 140H261L262 139V137L264 138V134H262V133H264V121H259V120H264L263 118V115H264V74L262 75L261 73L262 72H260L264 67V61H263V64H262V62H259V61H261V58H263V60H264V52L262 53V52H260V53H262V54H258L259 56H260V59H258L257 58V52L256 53H254V56L251 54L252 52H250V54L252 55V56H250L249 57V55H247V53H245V54H240V56L238 57V61H243V62H235V60H236V55H233V53H229V52H232V51H228L227 49H224V47H223ZM239 52V51H238ZM4 53V54H3ZM16 53V54H15ZM18 53V54H17ZM34 53L35 54H37V56L36 57H34L35 55H34ZM52 53V54H51ZM59 53V55H57ZM28 54H29V56H28ZM44 54V55H43ZM74 54V53H73ZM70 55L69 56V58L70 59H72V60H74V58L76 57H78L77 56V54L75 55ZM227 54V55H226ZM228 54H229V56H228ZM232 54V57H230V55ZM8 57H7V56ZM11 55V56H10ZM16 55V56H15ZM21 55H22V57H21ZM26 56V58H25V56ZM52 55V56H51ZM57 55V56H56ZM68 56V54H65L64 53V55L63 56ZM226 55V56H225ZM238 55V54H237ZM243 57H242V56ZM246 55H247V57H246ZM255 55H256V57H255ZM262 55V56H261ZM10 56V57H9ZM24 56V57H23ZM39 56V57H38ZM46 57V59H45V57ZM51 56V57H50ZM53 56H55V57H53ZM234 56H235V60L232 62V60L233 59H231V58H234ZM245 56V57H244ZM258 56V57H259ZM6 57V58H5ZM14 57H16V58H14ZM33 57H34V59H33ZM41 57V58H40ZM43 57H44V59H43ZM49 57H50V59H49ZM254 57H255V59H254ZM21 58H24V60L23 59H21L22 60V63L21 62H19V61H21L20 59ZM36 58V59H35ZM51 58H52V60H51ZM65 58V57H64ZM68 58V57H67ZM241 58V59H240ZM247 58H248V60H247ZM252 58V59H251ZM7 59V60H6ZM12 59V60H11ZM17 59H19V60H16ZM29 59V60H28ZM33 59V60H32ZM38 59V60H37ZM42 59V60H41ZM55 59V60H54ZM58 59V60H57ZM66 59V58H65ZM64 59V60H65ZM231 59V60H230ZM258 59V60H257ZM31 61L34 65H35V67H33L32 68V70H34V71H32V72H30V75L28 74L29 73V71L30 70H27L28 69V66L29 65H31L32 63L31 62H29V63H27L26 61ZM41 60V61H40ZM44 60V61H43ZM60 60V61H59ZM230 60V61H229ZM252 60V61H251ZM24 61V62H23ZM249 61V62H248ZM17 62H19V63H17ZM43 62H44V64L47 66H45L44 64H43ZM51 62V63H50ZM231 62V63H230ZM249 64H248V63ZM250 62H252V63H250ZM259 62V63H258ZM4 63V64H3ZM7 63V64H6ZM13 63H15L14 65L17 67V68H19L20 69V74H22V75H15V74H17L18 73V70L16 71L15 70V68L13 69V67H14V65L13 66H11ZM27 63V64H26ZM37 63H40V65H42V66H44L45 68L44 69H41L40 67H37V66H39V65H37ZM42 63V64H41ZM238 65V68H237V65ZM247 63V64H246ZM257 63V64H256ZM6 64V65H5ZM11 64V65H10ZM23 64V66L21 67V65ZM49 65V67H48V65ZM50 64H53V65H51L50 66ZM228 64V65H227ZM233 64V65H232ZM241 64V65H240ZM253 64V65H252ZM3 65V66H2ZM9 65V66H8ZM26 65H28V66H26ZM56 65V66H55ZM245 65V68L244 67H242V66H244ZM248 65V66H247ZM257 65V66H256ZM260 65H263L262 66V68H260ZM5 66H6V68H5ZM19 66V67H18ZM53 66H55V67H53ZM167 66L169 67V65L167 64ZM167 66H164L165 68L167 67ZM228 66H229V68H228ZM234 66V67H233ZM252 66V67H251ZM253 66H254V68H253ZM31 67H32V65H31ZM51 67H52V70H53V72L54 73H50V70H51ZM57 67V68H56ZM138 67V66H137ZM137 67H135V68H137ZM163 67V68H164ZM231 67V68H230ZM241 67V68H240ZM251 67V68H250ZM16 68V69H17ZM21 68H22V71H21ZM24 68V69H23ZM43 68V67H42ZM49 68H50V70H49ZM67 68V67H66ZM128 68H131V67H128ZM133 68V67H132ZM129 69V71L130 70H133V69ZM254 70H253V69ZM5 69H6V71H5ZM10 69V70H9ZM29 69H31L30 68V66H29ZM62 70H64V73H62V74H65L66 72H67V69H65V66H64V68H61ZM127 69V68H126ZM125 69V70H126ZM229 69H231V70H229ZM241 69V70H240ZM260 69V70H259ZM16 72H15V71ZM35 70L37 71L36 73H33V72H35ZM47 70H49L48 72H49V74L51 75V77H52V79L51 80H49L50 78H49V75H48V72H46V77H44V74H45V71H47ZM128 70V69H127ZM126 70V71H127ZM227 70H229V71H227ZM232 70H235V72H233ZM238 70V71H237ZM253 70V71H252ZM257 70V71H256ZM3 71V72H2ZM10 71V72H9ZM26 71V72H25ZM58 71H60V70H58ZM225 71V72H224ZM250 71V72H249ZM254 71H255V76H254ZM12 72V73H11ZM23 72H24V74L26 75H28V76H31L32 74L31 73H33V75H35L34 77H33V75L30 77V78H28V77H25V75L23 74ZM28 72V73H27ZM44 72V73H43ZM52 72V71H51ZM238 72H239V74H238ZM242 74H241V73ZM248 72V73H247ZM260 72V73H259ZM264 72V71H263ZM14 73V74H13ZM58 73V72H57ZM57 73H55L56 75H57ZM69 73H71L70 75H72L71 76V78L73 77V78H75V76H77L78 74H76L75 76H73L74 74H72V72H70V70L66 73V74H69ZM230 73V74H229ZM231 73H233V74H231ZM243 73H244V75H246V76H244L243 75ZM7 74V75H6ZM65 74V75H66ZM143 74H145V72L143 73ZM241 74V75H240ZM257 74L259 75V74H261V75H259V76H257ZM64 75V78L65 77H69L70 78V76H65ZM140 75V74H139ZM147 75V74H146ZM165 75V74H164ZM249 75V76H248ZM3 76V77H2ZM15 76H17V77H15ZM36 76H37V78H36ZM232 76V77H231ZM244 76V77H243ZM7 77H9V79H7ZM14 77V78H13ZM21 77H23L22 79L24 80V78H25V80H26V78H28L27 80H29V81H33L34 83H32L31 85L29 84V83H31V82H29L28 83V81L24 84V81L22 82L21 81ZM39 77H41V78H39ZM49 79H48V78ZM226 77H228V78H226ZM3 78H5V79H3ZM11 78V79H10ZM19 78H20V80H19ZM36 80V82L34 81V79ZM45 78H47L46 80H47V82H45L43 79H45ZM237 78V79H236ZM241 78V79H240ZM243 78V79H242ZM256 78H259V79H256ZM261 78H263V79H261ZM30 79H33V80H30ZM184 79V78H183ZM194 79V78H193ZM196 79V78H195ZM245 79H246V81H245ZM6 80V81H5ZM169 80V79H168ZM181 80V79H180ZM202 80V79H201ZM229 80V81H228ZM241 80H243V81H241ZM247 80H249L248 82H247ZM3 81V82H2ZM17 81V82H16ZM20 81V83H18ZM48 81H50V82H48ZM165 81H167L166 79H165ZM6 82H8V83H6ZM43 82V83H42ZM162 82V81H161ZM168 82V81H167ZM181 82V81H180ZM194 84H193V83ZM196 82V83H197ZM202 82H203V80H202ZM242 82V83H241ZM244 82V83H243ZM262 82V83H261ZM14 83H15V85H14ZM28 83V84H27ZM48 83H49V87L48 86H46V85H48ZM121 83V82H120ZM123 83V82H122ZM164 82H162V84H163ZM204 83V82H203ZM228 83V84H227ZM230 83V84H229ZM1 84H2V86H1ZM33 84H34V86H35V88H36V86H37V89H39L40 91H38L37 89L34 91L33 90V92H32V90L31 89H33V88H31V86L33 87ZM41 84H43V86L41 85ZM51 84V85H52ZM125 84V83H124ZM124 84H123V86H124ZM181 84V85H180ZM245 84H247L246 86H245ZM262 84V85H261ZM10 85V86H9ZM30 85V86H29ZM117 85H118V82H117ZM119 85H121L122 86V84H119ZM174 85H176V83L174 84ZM201 85V84H200ZM203 85V84H202ZM201 85V86H202ZM226 85H229V86H227L226 87ZM231 85V86H230ZM249 85V86H248ZM20 86V87H19ZM24 86V87H23ZM171 86L173 87V85L171 84ZM259 86V87H258ZM13 87V88H12ZM30 87V88H29ZM45 87L47 88H49V89H45ZM60 87V88H59ZM261 87V88H260ZM8 88V89H7ZM9 88L11 89L10 91H9ZM17 88V89H16ZM30 89L29 91L27 90V89ZM34 88V89H35ZM50 88H51V90H53L54 88H56V89H54L53 90V92L52 91H49L50 90ZM199 88V87H198ZM228 88H232V89H228ZM248 88V89H247ZM253 88V89H252ZM4 89V90H3ZM45 89V90H44ZM3 90V91H2ZM6 90H8L7 91V93H6ZM15 90H17V91H15ZM22 90L24 91V92H22ZM172 90L174 91V88H172ZM171 90V91H172ZM201 89H199V91H200ZM202 90L203 91H205V89H203L202 88ZM225 90V91H224ZM227 90H229L228 92H227ZM250 90V91H249ZM2 91V92H1ZM12 91V92H11ZM21 91V92H20ZM28 91V92H27ZM38 91V92H37ZM58 91V92H57ZM202 91V92H203ZM14 92H15V94H14ZM181 92V93H180ZM211 92V91H210ZM37 93V94H36ZM204 93V92H203ZM229 93V94H228ZM237 93V94H236ZM254 93H256V94H254ZM173 94V95H174ZM198 94L200 95L199 97H198ZM242 94V95H241ZM244 94V95H243ZM259 94V95H258ZM40 95H41V97H40ZM172 95V96H173ZM177 95L175 96V98L177 97ZM207 97H208V102H209V98L211 97V95H213V93L211 94V93H209V95L210 96H208V94H207V92H206V94H205ZM225 95V96H224ZM229 95V96H228ZM239 95H241V97L239 96ZM250 97H249V96ZM252 95V96H251ZM14 98H13V97ZM224 96V97H223ZM1 97H2V99H1ZM29 97L30 96H27V98H25V99H29ZM48 97H49V99H48ZM203 97H205L204 95H203ZM218 97H220V99H222V97H223V100L221 101V100H219L218 99ZM229 97H231V98H229ZM248 98L247 100L245 99V98ZM47 98V99H46ZM242 98H244L245 100H243ZM205 99V98H204ZM218 99V100H217ZM236 99V100H235ZM241 99V100H240ZM5 100H7V101H5ZM39 100H41V101H39ZM49 100L50 101H52L51 103L49 102ZM211 100V99H210ZM213 100V99H212ZM211 100V101H212ZM231 100V101H230ZM252 100H254V101H252ZM263 100V102H261ZM37 101H39V102H37ZM56 101V100H55ZM189 101V102H188ZM206 101V100H205ZM233 101V102H232ZM247 101H249V102H247ZM13 102V101H12ZM46 103L45 105L43 104V103ZM207 102V101H206ZM219 102H221V103H219ZM226 102V103H225ZM230 102V103H229ZM255 102V103H254ZM257 102V103H256ZM259 102V103H258ZM50 103V105H48ZM211 103V102H210ZM216 103H218V104H216ZM253 105H252V104ZM263 103V104H262ZM43 104V105H42ZM52 104H54V103H52ZM179 104H181V105H179ZM251 106H250V105ZM255 104V105H254ZM257 104H258V106H257ZM261 104V105H260ZM183 105V106H182ZM210 107H209V106ZM230 105V106H231ZM238 105V104H237ZM240 105V104H239ZM238 105V106H239ZM246 105L244 106L245 108H246ZM173 106V105H172ZM224 106V107H223ZM261 108H260V107ZM33 107V106H32ZM53 107V106H52ZM51 107V108H52ZM232 107V106H231ZM237 107V106H236ZM235 106H234V108H236ZM255 107V108H254ZM259 108L260 109V111L258 112V111H256L257 110V108ZM38 108V109H37ZM50 108V109H51ZM174 108V109H173ZM243 108V107H242ZM37 109V110H36ZM207 109H208V111H207ZM213 109V110H212ZM258 109V110H259ZM41 110V111H40ZM43 110V111H42ZM45 110H47L46 108H45ZM49 110V109H48ZM263 110V111H262ZM25 111H28V112H30L29 111V108H27V109H25ZM39 111H40V113H39ZM197 111V112H196ZM212 111V112H211ZM225 111V112H226ZM236 111H234L235 113H236ZM42 112V113H41ZM196 112V113H195ZM201 112H202V110H201ZM215 112V113H214ZM224 112V113H225ZM229 112H230V114H233L234 112H232L231 113V110H229ZM229 112H227L228 114H229ZM263 112V113H262ZM27 113V112H26ZM190 113V114H189ZM195 113V114H194ZM209 113H212V114H209ZM260 113H262V114H260ZM40 114V115H39ZM63 114H65V115H63ZM62 114V116H66V115H68V112H66V113H63ZM195 116H194V115ZM205 114V115H204ZM209 114V115H208ZM213 114H216L217 116L214 118V119H210V117L213 115ZM227 114V115H228ZM229 114V115H230ZM257 114H260V116L262 117V119L261 118H257V116H259V115H257ZM206 115H208V117L206 116ZM228 115V116H229ZM256 115V116H255ZM75 115H73V117H74ZM194 116V117H193ZM205 116V117H204ZM224 117H225V115H223ZM233 116V117H232ZM238 116V115H237ZM246 116V117H245ZM259 116V117H260ZM35 118L36 119V122H38V124L37 125H40V124H42L43 122H45V120L41 117V118ZM245 117V118H244ZM200 118H202V119H200ZM228 118V117H227ZM244 118V119H243ZM252 118H253V120L254 121H252L251 122V120H252ZM255 118V119H254ZM37 119H39L38 121H37ZM44 121H43V120ZM71 120L72 119V116H70L69 118H68V120ZM181 119V118H180ZM180 119H179V121H180ZM190 120L189 121H191V118H189ZM205 119L206 120H209L210 119V121H205ZM246 119V120H245ZM182 120V119H181ZM187 120V119H186ZM186 120H184V121H186ZM198 120H201V121H198ZM220 119H217L216 121H219ZM229 120V119H228ZM2 121H3V124H4V122L6 121V120H1L0 121V125L2 124ZM40 121H41V123H40ZM189 121H186V122H189ZM195 121H198V122H195ZM213 121V122H212ZM245 121V122H244ZM249 121V122H248ZM255 121H258V122H260V123H258V126H256L257 125V123H256V125L254 124L255 123ZM182 122H183V120H182ZM182 122H180L181 124H182ZM185 122V123H186ZM220 122V121H219ZM247 122V123H246ZM251 122V123H250ZM11 122H9V123H7V125H4V127L5 126H9V125H11L10 124ZM190 123V122H189ZM188 123V124H189ZM216 123H218V122H215L214 124H216ZM228 123V122H227ZM244 124L245 125V127H243V126H240L241 124ZM5 124H6V122H5ZM51 124H54V122H51ZM187 124V123H186ZM209 124H210V126H209ZM249 124H250V126H249ZM260 124H261V126H260ZM183 125V124H182ZM194 125V124H193ZM193 125H191V126H193ZM218 124H216V126H217ZM251 125L254 127H251ZM263 125V126H262ZM195 126H193L194 128H195ZM202 126H200V129H201V127ZM230 127H234V126H232L231 124L229 125ZM249 126V127H248ZM3 127V128H4ZM234 127V128H235ZM260 127H263V128H261L260 129ZM2 128V125L0 126V129ZM7 128V127H6ZM5 128V129H6ZM249 128H252L253 130H255L256 129V131H253L252 133H250L251 131H252V129H249ZM4 129V130H5ZM200 129H196V130H200ZM228 129V128H227ZM263 129V131H260V130H262ZM3 130V133H5V132H8L7 131V129L4 131ZM192 130H194L193 128H192ZM196 130L194 131V132H192L191 133V135L190 136H193V138H194V136H197V135H193V133H195L196 132ZM203 130V129H202ZM201 130V131H202ZM230 131L232 130H236V128L235 129H229ZM259 130V131H258ZM2 131V129L0 130V134L2 133L1 132ZM197 131V132H198ZM218 131V130H217ZM227 131V130H226ZM228 132V131H227ZM244 132H246V134L244 133ZM249 132V133H248ZM258 132V133H257ZM1 134V135H3V136H1L3 139H4V141H3V143L4 142H6L7 141V143H8V141H10L11 139H13V141H10V143L11 144H9V146L11 147V149H17V150H14V152H13V150H12V153H15V154H13V155H15V157H18V158H16V160H21V157H20V154L18 155V156H16L17 154H16V152H18V151H20V150H18V149H21V151L22 152H24L25 151V149L27 148L26 146V148H23V144H24V141H23V143L21 142L20 143V137L18 138V139H20V140H17V138H15L16 137V135L14 136V137H12L13 136V134H12V136H11V134L9 135V133H7L8 135H9V137H11V139H9V137L7 136V138H6V136L4 135V134ZM226 133V132H225ZM229 133H231V132H229ZM235 133V132H234ZM257 133V134H256ZM260 133V134H259ZM197 134V133H196ZM199 134H200V136H199ZM198 134V136L199 137H203L201 134V132ZM206 134H207V136H206ZM216 134H217V132L215 133V136H216ZM231 134H233V132L231 133ZM237 134H239V137L237 136ZM243 134H245V135H243ZM184 135V134H183ZM224 135V134H223ZM221 136L220 137V140L219 141H224V140H221V139H223L224 138V136ZM248 135V136H247ZM262 135V137H260ZM189 136V135H188ZM189 136V137H190ZM214 136V137H215ZM218 136V135H217ZM243 136V137H242ZM253 136V137H252ZM259 136V137H258ZM183 137V136H182ZM185 137V136H184ZM183 137V138H184ZM189 137H187V139L186 140H188V139H190ZM208 137V138H209ZM226 137V138H227ZM240 137H242L241 138V140L239 139L238 140V138H240ZM251 137V138H250ZM2 138H0L1 140H3ZM5 138L6 139H8V140H5ZM16 140H15V139ZM79 138H81V136L79 137ZM93 138V139H92ZM193 138H191V140H192V142H193ZM229 138V139H230ZM234 138H235V140H234ZM254 138V139H253ZM257 138V139H256ZM37 139V138H36ZM41 139V138H40ZM54 138H49L48 139V141L50 140L51 142H50V144L53 146H51L52 148H50L49 150H51V152L50 151H48V149H47V152H46V154H45V150L43 151V152H40L39 154H34L35 153V151L36 150H33V152H32V150H30V152L32 153V154H34V155H36V156H34V158L33 159H35V157L37 158L38 157V159H36L37 161H39V159H40V156L39 155H41L42 153H44V155H47V153L49 154V157H51L52 155H54V156H52L51 157V159H55L56 158V156H57V160L54 162V164H57L58 166H61L62 165V163L64 162L65 163V160H63V159H61V163L60 162H57V161H59V159H60V157L62 156V155H58V153L60 154V152H58L59 151V149L56 147V143H55V141L53 140ZM78 139V138H77ZM198 139V137H196L194 140H195V143H196V140ZM204 139H206V138H203V141H204ZM212 140H213V138H211ZM217 139H218V137H217ZM243 139V140H242ZM1 140H0V143H1ZM38 140V139H37ZM41 140H43V139H41ZM40 140V141H41ZM90 140H92V144H93V140H94V137H91V139ZM90 140H88L87 142L85 141V143H84V146H90L91 145V142H90ZM199 140H201L200 138H199ZM199 140H197L198 142H199ZM260 141V144L258 143L259 141ZM15 141H17V142H15ZM18 141H19V143L22 145V147H21V145L18 147V145H19V143H18ZM52 141L54 142V143H52ZM188 141H190V140H188ZM202 141V140H201ZM200 141V142H201ZM202 141V142H203ZM208 141H210L209 139H208ZM207 141V142H208ZM235 141H237V142H235ZM13 142V143H12ZM15 142V143H14ZM36 142V141H35ZM90 142V144L89 145H87V143H89ZM187 142V141H186ZM200 142L199 143H196V144H200ZM201 142V143H202ZM213 142V141H212ZM241 142V143H240ZM245 144H244V143ZM251 142V143H250ZM255 142V144H253ZM263 142V143H262ZM182 143V142H181ZM191 143V142H190ZM195 143H193V144H195ZM206 143V142H205ZM230 143V144H229ZM5 144V143H4ZM183 144V143H182ZM208 144V143H207ZM214 144H215V142H214ZM219 144V145H218ZM233 146L232 147V149H233V152H231L230 153V151H231V148H229V146ZM233 144V145H232ZM239 144V145H238ZM244 144V145H243ZM253 144V145H252ZM257 144V145H256ZM263 144V145H262ZM1 145H3L2 143H1ZM0 145V146H1ZM40 145L41 146H45L46 144H45V142L43 143L42 142V144L40 143ZM39 145V147H41ZM178 145V144H177ZM176 145V146H177ZM181 145V144H180ZM180 145H179V147H180ZM203 145V144H202ZM201 145V147H204V145L202 146ZM210 145V144H209ZM223 145H224V147H226V148H224L223 147ZM227 145V146H226ZM235 145V146H234ZM92 146V145H91ZM175 146V147H176ZM188 146L189 147H191V146H193L194 148H195V146L194 145H191L190 146V144L189 145H187V147L185 146V147H182V148H180L179 150H182V149H185V150H187L188 149ZM198 146V145H197ZM219 146H221V148H219ZM239 146V147H238ZM246 146V147H245ZM4 147H6V146H4L3 145V150H4ZM7 147H8V145H7ZM18 147V148H17ZM79 147V146H78ZM88 147L86 148V149H88ZM206 147V146H205ZM209 146L207 145V148H208ZM223 147V148H222ZM249 147V148H248ZM252 147V148H251ZM2 148V147H1ZM75 148V147H74ZM76 148H77V146H76ZM199 148H200V145H199ZM214 148H216V149H214ZM227 148H229V149H227ZM10 148H5V151H6V154H3L2 152H0V153H2L3 154V156H4V160L2 161V160H0V161H2V162H0V163H2L1 165H0V175H2L1 176V179H0V211L2 212H0V229L3 227L4 228V230L7 228L8 229V227H6V226H9L10 227V229H6V231H2V232H0V243H1V245H2V247H3V249H2V247L0 246V250L2 251H0V255H1V253H2V255L0 256V264H8V262H9V264H18V262H19V264L21 263V264H39L40 262V264H49V262H50V264H52V263H56V264H65V261L64 260H66V257L67 256H65L64 255V253H69L68 251H66V250H69V248L71 249V250H69L70 251V253H72V250L73 251H75L76 249H77V247L80 245V244H84V242H85V239L86 240H88L85 236H87L88 234L89 235H91L90 233V231H92V229L94 230V231H96L97 230V228L95 227V225L97 224L96 222H98V221H95V220H97V219H95V218H98L97 216H98V213H99V210L101 211L100 213H99V215L101 216V217H103V218H107L108 219V217H109V215L112 217V218H110L109 217V219L107 220L108 221V223H107V221L105 220L104 221V223L106 222V226L103 224V226H105V227H107V226H109V225H112L113 224V222H114V220L111 222V220L113 219V217H115V216H113V214H112V210H113V208H111L110 209V203H109V199L107 198V194L104 192L105 190L103 189V186H101V184H100V182H102V180H103V182H105L106 181V179L104 178V177H106L105 176V174H108V171H104V167L103 166H101V165H103V164H101V163H99V162H97V163H95V165H98V164H101V165H98L97 167L93 164V165H90V168H91V166L94 168V166H95V168L93 169V170H95V174L94 175H96L97 173V176H99V174H100V176L99 177H97V179H96V176H94V175H92L93 176V178L91 177V175H90V177L89 178H86V176L88 175V174H90V172L88 173V171L86 172L84 169V171L85 172H83V173H85V175L84 176H82L83 175V173H82V171H77L76 170V172H81L79 175H77L78 177L79 176H81V178H79L80 179V182H78V177H77V180H76V182H74V184H73V186L74 185H76V186H74V188L72 189L73 191H71V189H69L70 188V186L69 185H66L65 187H63V185L64 184H68V181H66V183L64 182L65 180L63 179L62 180V177H61V179H59V180H62V181H59V180H57V183L58 182H61V184H62V186L61 185H58V187H56V188H54V187H52L51 185L49 186L48 185V183H47V185H45L46 186V188H48V187H50V189L48 188L47 190H49V191H47V190H44V191H47V192H41V194L42 195H40L38 198H36L35 200H33L32 199V194L37 190V189H39L40 187H37L36 188V186H40V184H44V183H46L45 181H47L48 182V180L50 181V179H47V178H50L52 175H50L49 176V173H50V171L51 172H53L54 170H55V168H58V166L57 165H53V163L51 164L50 162H48V161H45V160H49V158H48V156H46L47 157V159H44V160H42L44 157V155L42 156L43 158H41L40 159V161H43V162H41L40 163V161L39 162H37V163H40L41 165H39L38 164V166H40L39 168H38V166H37V170L36 171H33V170H35V169H33V167H32V169L33 170H31L32 172H34L33 174L34 175H32L31 173L32 172H30V174H29V171H28V164L30 165L31 164V160H33V159H31L32 157L30 156V158H29V161H28V157H29V155H26V154H28L29 152H27V151H29V149L28 150H26V152L25 153H23L25 156H28V157H26L25 158V156H23L24 157V160H21V163H20V161L19 162H17V163H15V164H13V160L15 161V158H12V154H11V152H7V150H9ZM11 149H10V151H11ZM23 149V150H22ZM89 149H91L90 147H89ZM201 149V148H200ZM171 150H173V149H169V151H171ZM176 150H178L177 148H175V151ZM190 150V149H189ZM193 150V149H192ZM197 150H198V148H197ZM204 150H206V148L204 149ZM208 150H209V148H208ZM207 150V151H208ZM213 150L212 149H210V151H211V153L213 152ZM55 151H57V152H55ZM168 151V152H169ZM188 151V150H187ZM186 151V152H187ZM249 154H251V156L250 155H248V153ZM256 151V152H255ZM53 152V153H52ZM178 152V151H177ZM181 152V151H180ZM180 152H178L179 154H180ZM183 152V151H182ZM181 152V153H182ZM185 152V151H184ZM183 152V153H184ZM203 152H205V151H203ZM251 152V153H250ZM257 153V152H260V153H257V154H255V153ZM9 154V156L10 155H12L11 157H8V154ZM19 153V152H18ZM38 153V152H37ZM55 153V154H54ZM171 153V152H170ZM177 153V154H178ZM201 153H202V151H201ZM209 153V152H208ZM247 153V154H246ZM253 153H254V155H253ZM22 154V155H23ZM30 154V153H29ZM32 154H30V155H32ZM206 154V153H205ZM205 154H203V155H205ZM6 155H7V157L8 158H6ZM38 155V156H37ZM51 155V156H50ZM173 155V156H172ZM171 156V159H173V157H179V156H176L174 153L172 154ZM175 155V156H174ZM210 155V154H209ZM202 156V154L199 156L200 158H203V157H201ZM208 155H206L205 157H207ZM211 156H213V155H211ZM248 156H250V157H248ZM260 156V157H259ZM54 157V158H53ZM59 157V158H58ZM170 157V156H169ZM223 157V158H222ZM226 157H227V161H228V163L230 164V167H229V165H228V163H227V161L225 160L226 159ZM234 157H236V156H234ZM1 158H3V157H1ZM9 158H10V160H9ZM197 158V157H196ZM225 158V159H224ZM251 159V160H248V159ZM256 158V161L254 160V162H253V159H255ZM7 159V160H6ZM13 159V160H12ZM23 159V158H22ZM31 159V160H30ZM209 159V158H208ZM232 159V160H231ZM233 159L234 160H238V161H234L233 162ZM6 160V161H5ZM11 160H12V164H11ZM196 160H199V158L198 159H196ZM207 160V159H206ZM231 160V162H233V164L231 163V162H229ZM261 160H262V163H261ZM8 161V162H7ZM26 163L27 161V163L28 164H26V169H27V172H28V175H24V173H25V171H26V169L25 170H21V167L22 168H24L25 166H24V162ZM49 161H51V160H49ZM54 161V160H53ZM53 161H51V162H53ZM201 161H203V164L200 162V160L199 161H197L198 162V164H200V165H198V166H196V167H200L199 168V170H200V172H198V173H195V172H193V174L194 175H198L197 177L196 176H194L193 175V177H195V179H197L198 177L200 178L201 176L203 177V176H205L204 174V172H203V170H205L206 169V167H208V164L207 163H205L207 166L206 167H204L205 166V164H204V161H205V159L203 160V159H201ZM213 161V163H215ZM252 161V162H251ZM10 162V163H9ZM16 162V161H15ZM50 163V166L49 165H47V163ZM189 162V161H188ZM194 162V164H195V160L194 161H192V163ZM210 162V163H209ZM256 162V163H255ZM6 163V164H5ZM8 163H9V165H10V167H11V169H13L12 171H9L8 169H10V167H9V165H8ZM23 163V164H22ZM46 163V164H45ZM59 163V164H58ZM63 163V164H64ZM179 163V162H178ZM186 163V162H185ZM189 163H191V161L189 162ZM191 163V164H192ZM213 163H212V165H213ZM238 165H237V164ZM240 163V164H239ZM247 163H250V164H247ZM254 163V164H253ZM258 163V164H257ZM3 164H5V166L3 165ZM16 167H15V166ZM20 165H22L21 167H20ZM186 165L188 166V165H190V164H187L186 163ZM212 165L211 166H209V167H212ZM227 165V166H226ZM235 165V166H234ZM257 165V166H256ZM14 168H13V167ZM18 166H19V168L20 169H15V168H18ZM24 166V167H23ZM42 166H46V167H43L42 168ZM100 166V167H99ZM201 166H202V168H201ZM232 166V167H231ZM243 166H242V169H243ZM247 166H249L248 168H247ZM4 169H3V168ZM30 167V166H29ZM47 167H48V170H47ZM51 167V169H49ZM102 167V168H101ZM204 167V168H203ZM208 167V168H209ZM220 167V168H221ZM6 168H8L6 171H5V169ZM98 168V169H97ZM193 168V167H192ZM207 168V169H208ZM254 168V169H255ZM262 168H263V170H264V166H262ZM261 167L258 169V170H260V169H262ZM15 169V170H14ZM42 169H43V171H42ZM53 169V170H52ZM194 169V168H193ZM203 169V170H202ZM206 169V170H207ZM238 169H240L241 170V168H238ZM245 169V168H244ZM245 169V170H246ZM20 170L21 171H23V172H20ZM47 170V171H46ZM80 170H82V169H80ZM228 170V171H227ZM226 170V172H231L230 170L231 169H227ZM239 170V171H240ZM252 170H253V168H252ZM252 170L250 171L251 173H252ZM257 170V171H258ZM17 171H19V172H17ZM40 171V172H39ZM45 171V172H44ZM97 171H99V172H97ZM104 173H103V172ZM238 171V172H239ZM246 171H248V170H246ZM261 171V170H260ZM5 172L7 173V174H9L10 172V174H12V172H14V173H16V174H12V176L9 174V175H7V174H5ZM27 172H26V174H27ZM42 172V173H41ZM44 172V173H43ZM46 172H48L47 174H45ZM94 172V171H93ZM107 172V173H106ZM213 172V171H212ZM238 172H236V174L238 173ZM241 172V171H240ZM254 172H256L255 170H254ZM253 172V173H254ZM86 173H88L87 175H86ZM204 173V174H203ZM38 174H40V175H38ZM41 174H43L44 176H42ZM51 174V173H50ZM52 174H54V173H52ZM92 174V173H91ZM103 174V175H102ZM172 174V173H171ZM213 174V175H214ZM4 175H7V178L8 179H6V178H2V177H4ZM24 175V176H23ZM30 175H32V177L30 176ZM36 175V176H35ZM46 175V176H45ZM48 175V176H47ZM63 175V177L65 176V174H62ZM61 175V176H62ZM221 175V176H220ZM223 175L224 176H227L228 178L226 179V177H223ZM9 176V177H8ZM16 176V177H15ZM18 176V177H17ZM20 176H21V178H20ZM29 178H28V177ZM40 176H41V178H40ZM67 176V175H66ZM191 176H192V174H191ZM217 176V177H218ZM231 176H232V174H231ZM11 177V178H10ZM13 177V178H12ZM26 177V178H25ZM35 177V178H34ZM44 177V178H43ZM201 177V179L202 180H204V178L206 177H203L202 178ZM216 177V178H217ZM221 177H223V178H221ZM17 178V179H16ZM23 178V179H22ZM28 178V179H27ZM60 178V177H59ZM90 178H92L91 180H89ZM101 180H100V179ZM199 178L197 179V180H195V185H196V182H198V185L200 184H202V183H205L206 181V178H205V182L204 181H202V180H199ZM20 179V180H19ZM26 179V180H25ZM58 179V178H57ZM66 179V178H65ZM84 179V180H83ZM105 179V180H104ZM207 179H209L208 177H207ZM232 179V180H231ZM7 180V181H6ZM39 180V181H38ZM43 180V181H42ZM67 180V179H66ZM94 180H95V182H94ZM97 180V181H96ZM231 180V181H230ZM15 181V182H14ZM19 181V182H18ZM34 181V182H33ZM199 181H201L200 183H199ZM210 180H208V182H209ZM224 181H226V182H224ZM3 183V185H2V183ZM25 182V183H24ZM33 182V183H32ZM99 182V183H98ZM8 183H10V184H8ZM23 183V184H22ZM64 183V184H63ZM80 183H82L81 184V186L80 185H78V184H80ZM92 183V184H91ZM96 183V184H95ZM210 183H211V181H210ZM224 183H227V184H224ZM233 183V182H232ZM13 184V185H12ZM15 184V185H14ZM38 184V185H37ZM59 184V183H58ZM85 184V187L83 186ZM99 184H100V187H102V188H100V187H98L99 186ZM220 184H221V182H220ZM12 185V186H11ZM29 185V186H28ZM91 185V186H90ZM103 185H104V183H103ZM199 185V186H200ZM206 185H207V183H206ZM206 185H205V187H206ZM210 185V184H209ZM212 185V184H211ZM210 185V186H211ZM226 185V186H225ZM31 186V187H30ZM42 186V185H41ZM59 186H61V187H59ZM69 186V187H68ZM91 187V190H92V188H95L96 189V187H98L100 190H98V189H94V190H92V191H90V187ZM96 186V187H95ZM221 186V187H222ZM4 187V188H3ZM20 187V188H19ZM25 187V188H24ZM34 187V188H33ZM66 188V187H68V190L67 189H63V188ZM75 187H76V189H75ZM200 187H203L204 188V186H200ZM6 188H7V190H6ZM58 188V189H57ZM203 188H201L202 190L201 191H203ZM207 188L209 189V186L207 185ZM53 189H56L57 191H55V190H53ZM63 189V190H62ZM81 189V190H80ZM82 189H83V191H82ZM206 189V188H205ZM204 189V190H205ZM3 190V191H2ZM19 190V191H18ZM24 190V191H23ZM28 190V191H27ZM53 191V193H52V191ZM64 190H67L68 192H69V190L71 191V194H70V192H69V194H67V192H65ZM80 192H79V191ZM85 190V191H84ZM199 190H200V188H199ZM211 190V189H210ZM210 190H208V191H210ZM30 191V192H29ZM63 191V192H62ZM89 193H88V192ZM207 191V190H206ZM205 191V192H206ZM4 192V193H3ZM33 192V193H32ZM57 192V193H56ZM73 192H74V194H73ZM204 192V191H203ZM203 192H200V194L201 193H203ZM14 193V194H13ZM22 193V194H21ZM25 193V194H24ZM63 193L65 194V195H63ZM98 193V194H97ZM209 193V192H208ZM211 193V192H210ZM209 193V194H210ZM46 194H48V195H46ZM56 194V195H55ZM89 194V195H88ZM21 195V196H20ZM95 195V196H94ZM105 195V196H104ZM203 195V194H202ZM205 195H206V193H205ZM6 196H8V198L6 197ZM12 196V197H11ZM66 196H68L69 198L68 199H64V198H67ZM82 196V197H81ZM89 196V197H88ZM103 196V197H102ZM48 197V198H47ZM56 199H55V198ZM60 197V198H59ZM62 197V198H61ZM64 197V198H63ZM75 197V198H74ZM84 197V198H83ZM96 197V198H95ZM107 198V200H106V198ZM13 198V199H12ZM17 200H16V199ZM28 198H29V200H31V201H29L28 203L30 204V205H27L28 206V208L25 206L26 204H28L26 201H28ZM31 198V199H30ZM33 198H35V197H33ZM42 198V199H41ZM50 198V199H49ZM80 198V199H79ZM250 198H252L253 199V196L252 197H250ZM250 198H249V200H250ZM255 198V197H254ZM12 199V200H11ZM58 199H59V201H58ZM85 199V200H84ZM90 199H92V200H90ZM94 199V200H93ZM102 199V200H101ZM251 199V200H252ZM10 200V201H9ZM19 200V201H18ZM22 202H21V201ZM66 200V201H65ZM84 200V201H83ZM89 200V201H88ZM3 201V202H2ZM37 201V202H36ZM53 201V202H52ZM55 201H57V202H55ZM61 201H63V202H61ZM95 201V202H94ZM104 201H106V202H104ZM5 202V203H4ZM23 202H24V204H23ZM31 202H32V204H31ZM52 202V203H51ZM55 202V203H54ZM59 202H61L60 204H59ZM81 202H83V203H81ZM85 202V203H84ZM251 202V201H250ZM253 202H254V200H253ZM2 203V204H1ZM8 203V204H7ZM14 203V205H10V204H13ZM17 203H19V204H17ZM73 203V204H72ZM79 203V204H78ZM91 203H93V204H91ZM4 204H6V205H4ZM21 204V205H20ZM37 204H38V206H37ZM71 204V205H70ZM76 204V205H75ZM92 206H91V205ZM103 204V205H102ZM129 204V207H131V202H129L128 203ZM251 204H253V203H251ZM7 205H9V206H7ZM61 207H60V206ZM62 205H64V206H62ZM66 205V206H65ZM99 207H101V208H99V209H97L98 208V206ZM4 206V207H3ZM10 206H11V208H10ZM13 206L15 207L16 206V209H18L19 211L18 212H16V213H20L19 215H21V218H22V220L24 219H26V216H27V218L28 219H26L25 221H20L21 219H19V220H17V217H19V216H17V217H13L14 219H15V223L14 222H8V221H6V214H9L10 212V209H12L11 211H13L14 212V208H13ZM24 206V207H23ZM55 206H57V207H55ZM69 206H72V207H69ZM82 206V207H81ZM103 206V207H102ZM107 206H108V208H107ZM7 207V208H6ZM50 207V208H49ZM60 207V208H59ZM65 207V208H68L67 210H64L63 208ZM95 207V208H94ZM2 208H4L3 210H1ZM10 208V209H9ZM30 208V209H29ZM34 208V209H33ZM54 208H56V209H54ZM58 208V209H57ZM79 208L81 209V210H79ZM88 209V211L86 212V210H85V213H80L81 211L82 212H84V209ZM90 208H92V209H90ZM103 208V209H102ZM106 208V209H105ZM6 209V210H5ZM94 209V210H93ZM7 210H8V212H7ZM55 210V211H54ZM59 210V211H58ZM61 210H64V211H61ZM25 211H27V213L25 212ZM41 211V212H40ZM47 211V212H46ZM51 211L53 212V214L54 215H56V216H54V218H53V214H50L51 213ZM59 213L60 212V214H58L57 212ZM69 213H68V212ZM75 211H76V214H75ZM7 212V213H6ZM37 212V213H36ZM54 212H56V213H54ZM62 212V213H61ZM74 212V213H73ZM90 212V213H89ZM108 212V213H107ZM28 213H30V214H28ZM50 214L49 216H51V218H49V216H48V219L47 218H44V217H47L46 215L47 214ZM66 213V214H65ZM68 213V214H67ZM78 213V214H77ZM93 213H95V215L93 214ZM105 213V214H104ZM110 213V214H109ZM239 213H241V212H239ZM238 213V215H240V219H239V216L237 215V214H235L234 216H231V218H238L237 220L236 219H229L228 218V220H231L230 221V223H229V221H228V223L230 224V225H234L233 226V228L236 226V224H238L237 226L238 227H240L241 229H245L244 228V225H246V227H247V224L249 223V219H246V217L243 219V217L241 218V216H243V214L241 213V214H239ZM11 214V213H10ZM9 214V215H10ZM13 214V213H12ZM38 216H37V215ZM58 214V215H57ZM63 214H65L66 215V217H65V215H63ZM73 214V215H72ZM97 214V215H96ZM107 214V215H106ZM112 214V215H111ZM22 215H23V217H22ZM36 217H35V216ZM91 215V216H90ZM94 215V216H93ZM106 217H105V216ZM8 216V215H7ZM15 216V215H14ZM64 216V217H63ZM69 216V218H67ZM72 216V217H71ZM75 216V217H74ZM77 216V217H76ZM85 216V217H84ZM238 216V217H237ZM3 217V218H2ZM10 217H12V216H10ZM9 217V218H10ZM31 217V218H30ZM44 218V220H45V222H44V220L42 221V219ZM56 217H58V218H56ZM62 217H63V219H62ZM81 217H84L83 219H80ZM91 217V218H90ZM20 218V217H19ZM53 218V219H52ZM78 218V219H77ZM93 218V219H92ZM100 218V217H99ZM3 219H5V220H3ZM11 219V221H12V218H10ZM30 219H31V221H30ZM39 219V220H38ZM46 219H47V221L49 220V219H52L50 222L52 223V222H55V223H53V224H55V225H53V224H49L47 221H46ZM58 222H56L55 220ZM66 219V220H65ZM69 219V220H68ZM85 219V222L83 223L82 221ZM92 219V220H91ZM134 219V218H133ZM246 219V220H245ZM82 220V221H81ZM93 221V222H91V221ZM235 220V221H234ZM1 221L3 222V223H1ZM14 221V220H13ZM35 221V222H34ZM43 223H42V222ZM61 221V222H60ZM88 221V222H87ZM240 221V224L238 223ZM245 221V222H244ZM9 223V224H6V223ZM24 222V223H23ZM40 222V223H39ZM73 222V223H72ZM81 222V223H80ZM91 222V223H90ZM110 222H111V224H110ZM235 222H237L236 224H235ZM242 222V223H241ZM4 223H5V227H4ZM11 223H12V225L14 224V226L15 227H13L12 225H11ZM23 223V224H22ZM26 223V224H25ZM33 223V224H32ZM36 223V225H34ZM45 223H46V226L43 228V226L45 225ZM65 223H66V225H65ZM70 223V224H69ZM84 224V226H83V224ZM133 225H134V227H135V233H136V236H137V240L140 242V239H139V230L136 228L137 226H135L136 225V223H135V221L133 220ZM243 223H244V225H243ZM247 223V224H246ZM59 224V225H58ZM62 224V225H61ZM64 224V225H63ZM82 225V227H81V229H80V226ZM85 224H88V225H86V226H88L87 228H86V226H85ZM156 224H157V222H156ZM227 224V223H226ZM226 224H224L223 226L225 227V226H227ZM18 225V226H17ZM22 225H24V226H22ZM30 225V226H29ZM79 225V226H78ZM240 225V226H239ZM241 225H243V227H241ZM12 226V227H11ZM39 226V227H38ZM48 226V227H47ZM59 226V227H58ZM71 226V227H70ZM92 226V227H91ZM97 227H99L100 228V226H98V225H96ZM151 226V225H150ZM149 226V227H150ZM153 227L155 226V223H153V225H152ZM235 227L234 229L232 228V229H230V226L227 228V232L225 231V235H227V236H225L224 235V238H226L227 240L229 239V237H230V239H229V241H226V242H230V243H232V241L236 244V246H238V245H240V243H241V241L243 242L241 245H244L245 246V244H244V242L245 243H247V241H246V239H242V237L244 236V235H242L241 234V232H240V235H239V233H238V227ZM17 227V228H16ZM47 227V228H46ZM50 227H52V228H50ZM55 227V228H54ZM66 227H69V228H66ZM94 227V228H93ZM153 227H150V228H153ZM157 227V226H156ZM15 230H14V229ZM19 228V229H18ZM25 228H27V229H25ZM33 228V229H32ZM35 228V229H34ZM38 228V229H37ZM39 228H43L42 229V231H41V229H39ZM52 230H50V229ZM85 229V232H84V229ZM96 228V229H95ZM98 228V229H99ZM226 228H224V229H226ZM239 228V229H240ZM12 229V230H11ZM44 229H45V231H44ZM54 229V230H53ZM62 230L63 229V231L61 232L60 230ZM65 229V230H64ZM110 229H111V227H110ZM109 229V230H110ZM155 229V228H154ZM153 229V230H154ZM3 230V229H2ZM14 230V231H13ZM23 230H26V231H24L23 232ZM49 230V231H48ZM74 230V231H73ZM79 230H80V232H79ZM82 230V231H81ZM86 230H89V231H86ZM102 230V227L100 228V230L98 231L97 230V232L98 233H96V232H94V233H96L97 235H94V236H98L97 238H99V237H101L100 235H101V233H100V235H98L99 234V232ZM179 229H177V231H178ZM229 230H234V232H230V234H228L229 233ZM238 230V231H237ZM1 231V230H0ZM10 231H13V233H11ZM18 231H20L19 232V234H18ZM47 231V236H46V234L44 233V232H46ZM56 231V232H55ZM66 231V232H65ZM103 231H104V229H103ZM108 231V230H107ZM237 231V232H236ZM9 232H10V234H9ZM23 232V233H22ZM36 232H38V233H36ZM41 232H42V234H41ZM50 232V233H49ZM70 234H69V233ZM88 232V233H87ZM173 232V231H172ZM175 232H176V230H175ZM26 234V236H24L25 234ZM30 235H29V234ZM51 233H52V235H51ZM65 233V234H64ZM92 233H93V231H92ZM177 233H179V231L177 232ZM177 233H175L176 235H177ZM224 233V232H223ZM231 233H234L233 235H235V236H233ZM242 233H244V232H242ZM10 236H8V235ZM24 234V235H23ZM37 234V235H36ZM42 236H41V235ZM63 234V235H62ZM75 234V235H74ZM80 234H82L81 236L83 237L84 235V237L82 238H78L79 239V241H80V243L79 242H77L78 240H76L75 238H77V237H79L80 236ZM171 234V233H170ZM175 234H173L172 233V235H175ZM237 234V235H236ZM11 235H13V236H11ZM19 235V236H18ZM20 235H22V236H20ZM29 235V236H28ZM53 235H54V237H55V235L57 236V237H55V238H53ZM76 235H79V236H76ZM89 235H88V237H89ZM180 235V234H179ZM229 235V236H228ZM8 236V237H7ZM14 236H15V240H18V241H15V240H13L14 239ZM17 236V237H16ZM24 236V237H23ZM30 238V237H32V238H30L29 240H27L28 239V237ZM41 236V237H40ZM58 236H61V238L60 237H58ZM170 236V235H169ZM169 236H167V238L169 237ZM181 236V235H180ZM180 236H177L178 238L180 237ZM237 236V237H236ZM22 237V238H21ZM27 237V238H26ZM75 237V238H74ZM93 237V236H92ZM173 238L172 240L174 241V239L175 238H177V237H174V236H170V238ZM223 237V236H222ZM232 237V238H231ZM3 238H5V239H3ZM7 238V239H6ZM39 239V241H38V239ZM45 238H46V240H45ZM49 238H50V245H48L49 244ZM52 238V239H51ZM66 238V239H65ZM70 238H71V240H70ZM90 238H91V236H90ZM166 238V237H165ZM170 238H168V242H170V244H171V241L172 240H170ZM223 238V239H224ZM236 238V239H235ZM243 238H245V237H243ZM25 239V240H24ZM33 239H35L34 240V243L33 242H31V241H33ZM64 239V240H63ZM76 241H75V240ZM93 239H95V237L93 238ZM93 239H91V241L93 242V243H91V244H89V243H87V242H89V241H87V242H85V243H87V244H84V246H82V247H84V249L87 251H85V253H87V256L86 257H89L90 255V257L89 258H87V259H85V260H83L84 262H83V264L85 263V261L87 262V261H92V260H94L95 259V257L97 256L98 258H99V256H98V253L100 252L101 253V251H102V255H104L103 257L104 258H106V260L109 258L110 259V257L112 258L111 260H113V257L115 258V256L117 255V253L119 252L118 250H116V251H118V252H116V255H112V252L114 253L115 252V249L116 248H118V247H114L115 245L114 244H112V243H109V242H107V241H110V240H108L107 238H105V239H107L106 241H104L103 239V242H102V240H101V238L99 239V241H95V240H93ZM110 239V238H109ZM180 239V238H179ZM232 239V240H231ZM6 240V241H5ZM42 240V241H41ZM54 240V241H53ZM57 240V241H56ZM82 240V241H81ZM84 240V241H83ZM97 240V239H96ZM167 239H165L164 241H163V243L166 241ZM178 240V239H177ZM27 241H28V244H27ZM30 241V242H29ZM66 241V242H65ZM68 241H70V242H68ZM75 241V242H74ZM178 241H180V240H178ZM13 242V243H12ZM37 242V243H36ZM41 242H43V243H41ZM45 242V243H44ZM52 242V243H51ZM59 242H60V244H59ZM69 244H68V243ZM72 242V243H71ZM74 242V243H73ZM104 242H105V244H104ZM109 244H107V243ZM111 242V241H110ZM152 242H153V240H152ZM161 242V243H160ZM159 243L157 242L156 243V245L158 244V247L159 248H157V249H160V250H156V251H158L157 252V255H158V253L160 252V254H161V256H160V258L163 256V257H165V258H163L164 260H168V257H171V256H168L167 254H163V253H166V251H167V253L169 252V254H171L172 252H170V250H172V249H170V250H167V248H171V245H168L167 244V242H166V244L168 245V246H166L165 247V243L163 244L162 243V241H160ZM238 243V245H237V243ZM5 243V244H4ZM16 243H18V244H16ZM27 245H26V244ZM38 244V246L36 245V244ZM56 243V244H55ZM66 243V244H65ZM75 243H79L78 245L77 244H75ZM234 243H232V244H234ZM11 244V245H10ZM16 244V245H15ZM51 244H53V245H51ZM62 244V245H61ZM89 244V245H88ZM99 244H101V245H99ZM110 244H111V246H110ZM160 244H162V245H160ZM43 245V246H42ZM44 245L46 246V247H44ZM58 245V246H57ZM64 245V246H63ZM72 245V246H71ZM76 245H77V247H76ZM86 245H88L87 246V248H85V246ZM105 245V246H104ZM114 245V246H113ZM256 246H257V244H255ZM254 244H253V246H255ZM7 246V247H6ZM12 246V247H11ZM56 246H57V248H56ZM69 246V247H68ZM76 247L75 248V250H74V247ZM97 246V247H96ZM99 246V247H98ZM113 246V247H112ZM119 246V245H118ZM243 246V247H244ZM255 246V247H256ZM18 247V248H17ZM29 247V248H28ZM33 248V249H31V248ZM37 248V249H35V248ZM50 247V248H49ZM53 247V248H52ZM91 247V248H90ZM101 247H103V249L101 248ZM110 247V248H109ZM112 247V248H111ZM156 247V246H155ZM242 247V246H241ZM241 247L239 246V248L241 249ZM246 247H247V244H246ZM246 247H244V248H242V250L244 249V253H245V249H247ZM250 247H252V246H250ZM6 248H8V249H6ZM12 248V249H11ZM23 248V249H22ZM40 248V249H39ZM51 248H52V250H51ZM55 248V249H54ZM64 248V249H63ZM73 248V249H72ZM108 248V249H107ZM114 248V249H113ZM248 248H249V245H248ZM257 248V247H256ZM10 249V250H9ZM31 249V250H30ZM45 249H47V250H45ZM54 249V250H53ZM58 249V250H57ZM61 251H60V250ZM80 249V248H79ZM94 249H96V250H94ZM118 249H120V247L118 248ZM156 249V248H155ZM251 249V248H250ZM12 250V251H11ZM64 250V251H63ZM89 250V251H88ZM104 250H105V252H104ZM108 250V251H107ZM121 250V249H120ZM165 250V251H164ZM249 250V249H248ZM248 250H246V251H248ZM7 251V252H6ZM14 251V252H13ZM22 251H23V253H22ZM28 251V252H27ZM33 253H32V252ZM35 251H37V252H35ZM43 251H44V254H43ZM49 251V254L47 253ZM50 251H51V253H50ZM54 251V252H53ZM109 251L111 252V254L109 253ZM240 251V250H239ZM18 252V253H17ZM40 252V253H39ZM55 252H57V254L55 253ZM106 252H108V253H106ZM213 252V251H212ZM242 251H240V253H241ZM250 252V254H251V251H249ZM249 252H247V253H249ZM17 253V254H16ZM24 253H25V256H24ZM28 255H27V254ZM47 254V257H46V254ZM63 253V254H62ZM66 253V255H68ZM76 253H78V251L76 252ZM90 255H89V254ZM99 253V254H100ZM120 253V252H119ZM119 253H118V256L117 257H119L118 259L117 258H115L114 260L116 261V259L119 261V264H127L126 262V259H125V255L122 253V250H121V253H120V255H119ZM13 256H12V255ZM41 254H43V255H41ZM52 254V255H51ZM54 254V255H53ZM56 254V255H55ZM73 254V253H72ZM108 254V256L106 257V255ZM115 254V253H114ZM249 254V255H250ZM20 255V256H19ZM31 255H33V256H31ZM40 255V259H41V261H40V259H39V256ZM48 255H50V256H48ZM64 255V256H63ZM89 255V256H88ZM112 255V256H111ZM166 255V256H165ZM172 255V254H171ZM236 254H234L232 257L235 259V256ZM5 256V257H4ZM34 256H37V257H34ZM92 256H93V258H92ZM158 256V257H159ZM251 258L253 259V258H255L256 256L254 255V254H251ZM253 256H255V257H253ZM16 257V258H15ZM18 257V258H17ZM28 257V258H27ZM43 257V258H42ZM45 257V258H44ZM53 257V258H52ZM59 257V258H58ZM64 257H65V259H64ZM78 257V256H77ZM96 257V259H98ZM122 257V258H121ZM7 258H8V260H7ZM15 258V259H14ZM20 258V259H19ZM24 258V259H23ZM31 258V259H30ZM36 260H35V259ZM49 258V259H48ZM103 258V259H104ZM141 258H143V255L141 254ZM161 258V259H162ZM7 261H6V260ZM23 259V260H22ZM78 259V258H77ZM89 259H92V260H89ZM234 259H233V261H234ZM6 262H5V261ZM12 260V261H11ZM14 260H15V262H14ZM16 260H18V261H16ZM23 262H22V261ZM25 260H29V262L28 261H26L25 262ZM52 260H53V262H52ZM57 260V261H56ZM63 260V261H62ZM101 260H102V257H101ZM143 260H144V258H143ZM235 260H237V258L235 259ZM239 260V259H238ZM237 260V261H238ZM11 261V262H10ZM21 261V262H20ZM30 261L32 262V263H30ZM37 261H39V262H37ZM45 261V262H44ZM109 261V260H108ZM117 261V262H118ZM123 261H125V262H123ZM5 262V263H4ZM35 262H37V263H35ZM67 262V261H66ZM114 262V261H113ZM121 262V263H120ZM123 262V263H122ZM235 263H236V261H234ZM87 263H89V262H87ZM86 263V264H87ZM105 264V262H102V264ZM108 262H106V264H107ZM166 263H167V261H166ZM212 263V262H211ZM108 264H112L110 261H109V263ZM113 264H115V263H113ZM116 264H118V263H116ZM213 264H215V263H213ZM217 264V263H216Z\"/></svg>", "mask_w": 264, "mask_h": 264}]
</instances>
